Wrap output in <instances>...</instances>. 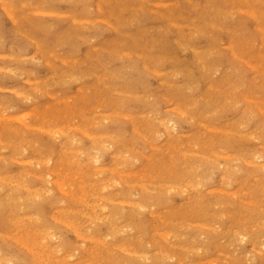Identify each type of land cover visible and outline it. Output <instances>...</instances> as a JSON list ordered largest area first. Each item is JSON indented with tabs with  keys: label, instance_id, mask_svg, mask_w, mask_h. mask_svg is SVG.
Returning <instances> with one entry per match:
<instances>
[{
	"label": "rangeland",
	"instance_id": "374dc122",
	"mask_svg": "<svg viewBox=\"0 0 264 264\" xmlns=\"http://www.w3.org/2000/svg\"><path fill=\"white\" fill-rule=\"evenodd\" d=\"M41 1L42 0H37V1L36 0L35 1L34 0H0V4H1L0 6H2V3L4 2L3 6L0 7V46H1L0 47V56H1L0 57V68H1V66L3 67L2 69H0V85H2V87L0 86L1 87V89H0V96H1L0 97V111H1L0 114L3 113V115L5 117H7L6 115L13 114L10 116L11 119H13V120L9 121L10 123L7 121H3L4 122L3 127L1 125L3 122L0 123V125H1L0 127L3 128V129L0 128V142H2V143H0V149H1L0 154H1V156L5 155L4 156L5 159H3L0 156V178H3L2 174L4 172L7 173V175L4 173L5 174L4 176L6 177V178L5 177L4 178L6 180L4 178L2 179L3 181L0 179L1 183L2 182L5 183V184L0 183V185H1L0 187H2L0 189V221H2V220L4 221L3 223L0 222V234L3 233V236L0 235V242H1L0 243V258H2V257L4 258V261L1 264H27L28 260H29L28 264H38L37 263L38 260H36L37 255H38V258L40 259L39 262L41 261L39 264H43L45 261L46 262L44 264H47V263L48 264H60L61 263L60 261H62L61 264H65V263L68 264V262L71 264H74V263H72V261L76 262L75 264H85V263L86 264H97L98 260H99L98 264H100V263L101 264H104V263L105 264H116V263L117 264H119V263L120 264H127V263L128 264H133V263L134 264H148V262L150 264H155V262H156V264H177V262H179L178 264H181L183 262H185L183 264H210V263L211 264H217V263L222 264L223 262H224L223 264H225V263L226 264H237V262H239V261L240 262L238 264H253V263L254 264L255 263L260 264L262 262V260L264 259V257H262V256H264V253H262V252H264V247H261L264 244V243L262 244V242H264V240H263V238H264V224H263V222H264V209H263L264 204H263V202L264 201H261L262 204L260 201H258L259 199L264 200V197H262V194H259V193H261L260 190H262L263 194H264V183H263L264 182V176H263L264 168H262L264 166V146H263L264 145V111L261 110L262 108L264 110V104H263L264 103V82H263L264 81V74H263L264 72L261 71V69L264 70L263 69L264 68V65H263L264 64V56H263L264 55V40H263L264 39V0H260V1L259 0H252V1L251 0H237V1L235 0L236 2H233L234 0H190V2H189V0H112V2H111V0H78V1L73 0L72 1L73 3L71 2V0H61L62 1V2L60 1L61 3L58 2L59 0H43L42 4H41ZM132 1H133V3H132ZM77 2H79L80 4ZM90 3H91V5H90ZM157 4H158V6H157ZM252 4H253V6H252ZM103 5L105 7H102ZM244 5H246V6H244ZM75 7H77V8H75ZM243 7H245V8H243ZM5 8H7V10ZM35 8H40L44 12H40L41 14L37 12L38 13L37 14V13H35L36 11H34ZM53 8L56 10H54ZM70 8H72V10ZM90 8H91V10H90ZM97 8H98V10H97ZM100 8H102V10ZM113 8H116L115 11L113 10ZM242 8L246 12L241 11ZM247 8H249V9H247ZM60 9H62V10H60ZM238 9L240 11H238ZM250 9H252V11H250ZM4 10L7 12H4ZM92 10H94V11H92ZM144 10H146V11L143 12ZM174 10H175V12H174ZM51 11L53 14L49 15V13H51ZM82 11H83V14H82ZM54 12H55V14H54ZM133 12L135 13V15L133 14ZM232 12H233V14H232ZM42 13H45L46 15L43 16ZM91 13H93V14H91ZM141 13L144 14L146 17L144 15H142ZM147 13H148V15H147ZM190 13H192V14H190ZM247 13H249V14H247ZM250 13H251V16H250ZM11 14H13L12 17H10ZM58 14H61V15H58ZM62 14H64V15H62ZM137 15L139 18L137 17ZM54 16H55V18H54ZM110 17H111V19H110ZM143 17H145V18L148 17V19H144ZM128 18H129V20H128ZM55 19H56V21H55ZM89 19L94 20V21L90 22ZM98 19H100V20H98ZM130 19H131V21H130ZM226 19H227V21H226ZM72 20H73V22H72ZM76 20H77V22H76ZM80 20H82V21L80 22ZM135 20L137 21V23H135L136 22ZM232 20L234 23L232 22ZM69 21H70V23H69ZM126 22L129 24H126ZM138 22H141V24H138ZM100 23H101V25H99ZM121 23H123L124 26ZM145 23L147 25H145ZM235 23H237L236 26H235ZM258 23H261V24H259L260 26L258 25ZM102 25H103V27H102ZM86 26H88L89 30L87 29ZM243 26L245 28H247L246 32H245V28ZM52 27H54V28H52ZM58 28H60V29H58ZM102 28H105V29H102ZM252 28H254V29L251 30ZM57 29H58V31H56ZM258 30L261 31V32L259 31L261 34L258 32ZM84 32H85V34H83ZM155 33H156V35H155ZM16 34L19 36H17ZM99 34H102V35H99ZM251 34H253V35H251ZM38 35H39V37H37ZM97 35H98V37H97ZM247 35H249V37ZM258 35L259 36L261 35V36L259 37ZM167 37H168V39H167ZM175 37H177V39ZM82 38H84V39H82ZM32 39H34V40L32 41ZM101 39H104V40H101ZM174 39H175V41L178 40V42H175ZM194 40H196V41H194ZM207 41H209V42L207 43ZM188 42H189V45H188ZM258 42H259V46H258ZM261 42H263V43L261 44ZM9 43H10V46H9ZM29 43L30 44L32 43V45L29 46ZM81 43H83V44H81ZM228 43H229V46L232 43L231 47L228 46ZM124 44H125V46H124ZM201 44H203V45H201ZM225 44H226V47H225ZM37 45H39V46H37ZM59 45H61V46H59ZM78 45H80V47ZM92 47H93V49H92ZM261 47H262V49H261ZM25 48H27V49H25ZM230 48H232V49H230ZM57 49H59L60 51L58 52ZM152 49H153V51H152ZM175 49H177V50H175ZM185 49H186V51H184ZM90 50H92V51H90ZM93 50H94V53H93ZM204 50H205V52H204ZM9 51H10V53H9ZM49 51L55 52V54H57V56L59 55L60 59H63V58L68 59V63H64L61 60H57L56 58H55L56 60L50 59L49 54H48ZM125 51L127 53H125ZM138 51H140V52L142 51V52L140 53ZM77 52H79V53H77ZM87 52H89V53H87ZM100 52H102L103 54H101ZM75 53L79 56H77ZM84 53H86V54H84ZM13 54H14V56H12ZM141 54H144V55H141ZM172 54H174V55H172ZM30 55H32V56H30ZM130 55H131V58H130ZM189 55H190V57H189ZM4 56H6V57H4ZM237 56H240L241 59L243 58V60L237 59ZM109 58L111 60H109ZM196 58H198V59H196ZM200 58L202 59V61ZM189 59L190 60L192 59V60L190 61ZM110 61H111V63H110ZM152 61H153V63H152ZM192 61H194V62L192 63ZM244 61L245 62L247 61L248 63L246 64ZM42 62H44V63H42ZM54 62H56V63H54ZM115 62H117V63H115ZM34 63H37V64H34ZM185 63H186V65H185ZM195 63H196V66H195ZM202 63L205 65H203ZM258 63L260 65H258ZM39 64H40V66H39ZM98 64H99V66H98ZM117 64H118V66H117ZM144 64H146L147 66L143 67ZM160 64H162L163 66ZM250 64L254 65V68L251 69ZM152 66H153V68H152ZM159 66H161V67H159ZM165 66L166 67L168 66V67L166 68ZM147 67H149V68L147 69ZM154 67H156V68L154 69ZM187 67H189V68H187ZM6 68H7V70H5ZM10 68H11V70H9ZM92 68H94V69H92ZM228 68H230V69H228ZM57 70H59V71L61 70V71L59 72ZM76 70H78V71L76 72ZM110 70L112 72H110ZM13 71H14V73H13ZM33 71H35V72L38 71V72L35 73ZM92 71H94V73ZM103 71L108 72V73L107 74L103 73ZM157 71H158V73H154ZM192 71H193V73H192ZM256 71L257 72L261 71V72H260V74H259V72L257 74ZM159 72L160 73L162 72V73L159 74ZM195 73L197 74V76H195L196 75ZM213 73H214V75H213ZM35 74H36V76H35ZM133 74H134V77H132ZM68 78H69V80H68ZM147 78H149V79H147ZM146 79H147V81H146ZM161 79H162V81H161ZM22 80H25V81H22ZM27 80L30 83H27ZM72 80H73V82H72ZM78 81H79V83H78ZM208 81L211 82L209 84H211L212 86L208 84ZM105 82H106V86H105ZM149 82H150V85L148 84ZM259 82H260V84H258ZM82 83H84V84H82ZM107 84H108V86H107ZM162 84L164 86H162ZM206 84H208V86ZM15 85H17V86H15ZM71 86H72V88H71ZM34 87L38 88V89H34ZM47 87L50 89H47ZM51 87H53L52 88L53 90L51 89ZM3 88H4V90H3ZM7 88L8 89L9 88L14 89V91L8 90ZM158 88H160V89H158ZM216 88H218V89H216ZM95 89H97V90H95ZM152 89H154V90H152ZM66 90H68V91H66ZM104 90H106V91H104ZM130 90L132 92H130ZM196 91H197V93H195ZM15 92L16 93L18 92V93L16 94ZM20 92H21V94H19ZM106 92L108 95H106ZM115 93L118 95L115 96ZM131 93H132V95H131ZM133 94H134V96H133ZM18 95H20V96H18ZM28 96H30L31 98H28ZM41 96H43V97H41ZM244 96L246 98L250 97L249 99H251V98H253V99L248 101L249 99L246 100ZM58 97L61 99H66V98L71 97V99L70 98L68 99L69 101L67 100L69 105L68 104L66 105L65 103H61V104L58 103V99H57ZM9 98H12V100ZM102 99H103V101H102ZM17 100H18V102H17ZM29 100H30V102H29ZM255 100H256V102H255ZM10 101H12V102H10ZM25 101H27V102H25ZM13 102H14V104H12ZM136 102H138V103L140 102L142 107L141 106L139 107L140 103L138 105V103H136ZM5 103H8V104H5ZM118 103H119V105H118ZM10 104H12V106ZM8 105H10V106L8 107ZM13 106H16V108L12 109ZM209 106H210V109H209ZM6 108H7V110H6ZM122 108H123V110H122ZM135 108H136V110H134ZM174 108H177V109H174ZM199 108H201V109H199ZM37 109L41 113L44 112V116H40V114L37 113ZM197 109L199 110V112L197 111ZM9 110H11V111L9 112ZM153 110H155V111H153ZM180 110L182 113L184 111L185 114H182L180 112ZM210 110L212 113L210 112ZM115 111H116V113L117 112L119 113L118 116L114 115ZM126 111H127V113H126ZM5 112H6V115H5ZM23 112H24V117H25V113H26V115H28L29 112H30L29 115L33 113L34 116L32 115V116L26 117V119H27L26 122L29 123L30 126H32L33 128L27 126L26 123L22 124V122H20L18 119L13 118L14 116H15V118H17V116L20 117ZM142 112H145V113H142ZM174 112H176V113H174ZM196 112H197V114H196ZM14 113H15V115H14ZM120 113H123V115L122 114L120 115ZM213 113L215 114L214 117H213ZM16 114H17V116H16ZM101 114H102V116L104 114H106V115L108 114L109 118L105 119V120L103 119L100 123L97 121L98 124L96 121H94L93 123H91L92 124L91 130L94 131L97 135L103 134V137H108V135H109V137L113 138L111 140H105V142H102V141H95L94 142V141L90 140V138L86 137L83 133H80V132L76 135L72 134L71 137H68V138L66 137V139H64L65 136H57V135H53L52 133L48 132V130H50L51 126L54 127L57 123H59L61 126H63L66 124L65 119H72L74 117H76L72 120V121H74V124L76 122V123H78V125H81V126L83 125L84 129L89 132L90 131V117H94L95 115L101 116ZM125 114H126V117H125ZM146 114H148V115L146 116ZM127 116H129V117H127ZM84 117L87 118L86 119L87 122L85 121ZM112 117H114V118H112ZM132 118H134V119H132ZM147 118L148 119L152 118V120L150 119L149 121H146V120H148ZM169 118H173L174 120H176L175 121L176 123L174 124L172 122H168L167 120ZM80 119H82V120H80ZM153 119H155V120H153ZM150 121H151L152 125L150 124ZM44 122H45V124H44ZM135 122H139V123L137 124ZM160 122H162V123H160ZM5 123L7 126L9 124L8 128L6 127ZM42 123L44 124L43 126H45L44 129L39 127V126H42ZM164 123H165V126H164ZM199 123H202V124H199ZM24 124H26L27 127L24 126ZM39 124H41V125H39ZM134 124L135 125L137 124V125L134 126ZM172 124H174V125H172ZM12 125H14V128L17 130L14 131V128H12V130H10L11 132H9V130H7V129L13 127ZM35 125L38 128L35 127ZM94 125L97 127L95 128ZM141 125H143V126H141ZM170 125H172V127ZM200 125H201V127H200ZM114 126H117V128ZM146 126H147V129H146ZM153 126H156V127H153ZM150 127L154 128V130L151 129ZM173 127L175 128V130L172 129ZM30 128H32V129H30ZM39 128H41V130ZM142 128H144V129H142ZM33 129L36 133L33 131ZM136 129H138V130H136ZM168 129L170 131H168ZM18 130H19V134H15V133H17ZM25 130L27 131V133ZM162 130L164 131L165 136H164ZM28 131H29V134H28ZM142 131H144V132H142ZM156 131H157V134H156ZM190 131H195L196 133H194V132L190 133ZM33 132L35 133V135L32 134ZM137 132H138V134H137ZM160 132L162 134H160ZM178 132L180 133V135ZM6 133H8V134H6ZM124 133H126V134H124ZM139 133H140V135H139ZM150 133H151V135H150ZM181 133H183L184 135L185 134L187 135L189 133L191 135H187V136L185 135L184 136ZM252 133L255 135V136L253 135L254 137L251 136ZM9 134H11L12 136L11 135L7 136ZM25 134H27V135H25ZM37 134H39V135H37ZM144 134H146V135H144ZM174 134H176V135H174ZM205 134H207V136ZM23 135H24V137H23ZM40 135H41V138L39 137ZM154 135L156 137H154ZM178 135L180 136L179 138H178ZM208 135L211 138H209ZM258 135H259L260 139H259ZM158 136H160V137H158ZM12 137H14V138H12ZM37 137H39V138H37ZM49 137H51V138H49ZM78 137H79V139H78ZM137 137L140 138L141 140L138 139ZM195 137H196V140H195ZM4 138H6V139H4ZM24 138H25V141H24ZM69 138H72V139L74 138L73 141H75V142H72V140ZM154 138L156 140L160 139V140H158L159 144L161 142L163 143L164 140L165 141L163 144L161 143L159 145L158 142ZM203 138H204V140H203ZM57 139H58V141H57ZM188 139L189 140L191 139V140L189 141ZM52 140H54V141H52ZM64 140H65V142H64ZM154 140H155V142H154ZM174 140H176L178 142V144ZM178 140H180V141H178ZM109 141H111L110 144H107V142L109 143ZM150 141L153 143V144L151 143L152 146L149 144ZM184 141L186 144L184 143ZM203 141H204V143H203ZM173 142H174V144H173ZM192 142L193 143L195 142V143L193 144ZM59 143H61V144H59ZM146 143H148V144H146ZM168 143L169 144L172 143L173 145L172 146L167 145ZM183 143H184V145H183ZM187 143L189 144V146L187 145ZM22 144H24V145H22ZM48 145H51V146H48ZM99 145H100V148L98 150L95 149V147L97 148V147H99ZM107 145H111V146L108 147ZM126 145L128 147H125ZM141 145H142V147H141ZM44 146H45V148H44ZM87 146H88V149L86 148ZM183 146L187 147V148H185L186 152H188V153H185L186 156L183 155L184 154V149H183L184 147ZM211 146H214V147H211ZM90 147H91V149H90ZM137 147L138 148L140 147V149H142V150H139ZM160 147H162V148L165 147V148H164V150H162V148H160ZM171 147L173 148V150L169 151ZM67 148H70V149H67ZM84 148H86V152L83 151ZM166 148L167 149L169 148V149L167 150ZM13 149H15V150H13ZM20 149H22V152ZM34 149H36V150L34 151ZM38 149H39V151H38ZM62 149H64V150H62ZM76 149H79V150H76ZM188 149L189 150L193 149L192 150L193 152L191 150L189 151ZM40 150H41V152H40ZM89 150H92V152H90ZM137 150H139V151H137ZM202 150H204V152H206V153H204ZM207 150H210V151L207 152ZM45 151L50 152L49 153L50 157L48 156V153H46ZM76 151L77 152L79 151V153H76ZM157 151H160V153ZM214 151H216V152H214ZM42 152H45V154ZM55 152H57V153H55ZM84 152L86 155L89 156V158H88V156H86L84 154ZM89 152L91 154H95V152H96L97 155L100 156L99 162L98 161L96 163L91 162ZM168 152H170V153L168 154ZM182 152H183V154H181ZM189 152H191V153H189ZM225 152H228V153L231 152L232 154L231 153L227 154ZM235 152L238 154H236V155L233 154ZM10 153H12V155ZM153 153H154V155H153ZM155 153H158L159 155L158 154L155 155ZM218 153H221L220 155H222V156H220ZM239 153L242 155L248 154V156L245 155L242 157V155H239ZM252 153L255 155H253ZM32 154H34V155H32ZM46 154L49 158H51V161L48 164L50 167L49 166L47 167V164H45V162H44V160L46 161V157H47ZM51 154H54V155H51ZM66 154H68V155H66ZM77 154L80 156V158H77ZM161 154L163 157L161 156ZM205 154H207L208 156L207 155L204 156ZM225 154L227 156H225ZM8 155H10V156H8ZM21 155H23V156H21ZM38 155H40V156H38ZM82 155H84V157ZM122 155H125V157L127 159L123 158ZM169 155H171V156H169ZM180 155H182V156H180ZM188 155H189V157H188ZM32 156H33V158H35V160L31 159ZM75 156H76V158H74ZM81 156H82V158H81ZM40 157L42 158V160ZM101 157H103V158H101ZM139 157H141V158H139ZM174 157H177V158L174 159ZM12 158H13V160H12ZM56 158H57V160H56ZM59 158L61 160H59ZM142 158H143V160H140ZM189 158H191L192 160ZM214 158H216V159H214ZM242 158H244L245 161L246 160H248V161L244 162V160ZM2 159H3V161H1ZM16 159H18V160H16ZM19 159H21V160H19ZM28 159L29 160L31 159L30 162L32 161L31 163H33V165L31 163L28 164V162H29ZM36 159H38V160H36ZM104 159H105V161H104ZM133 159L134 160L137 159V161L135 162ZM156 159H158V160H156ZM162 159H164V160L167 159V160L164 161ZM234 159H236V160H234ZM4 160L6 161V163ZM22 160L23 161L25 160L26 162L25 161L23 162ZM58 160H59V162H58ZM86 160H88V162ZM146 160L147 161L149 160V161L147 162ZM161 160L163 162H166V163L162 164ZM172 160L174 162L175 161L176 162L174 163ZM178 160H179V163H178ZM181 160H183V161L181 162ZM206 160H208L207 161L208 163H206ZM217 160H218V162H217ZM19 161H21V162H19ZM36 161H37V163L42 162V161L44 163L42 162L41 164L38 165L35 163ZM198 161H200V162H198ZM224 161H226V162H224ZM249 161H250V163H249ZM252 161H254V162H252ZM83 162H84V164L82 165ZM116 162L118 165L117 164L115 165ZM150 162H152V165ZM158 162H159V164H157ZM204 162L206 163V165ZM251 162L253 163V165H251L252 164ZM4 163H5V166H4ZM108 163H110V164H108ZM235 163H237V164H235ZM238 163H239V165H238ZM255 163L256 164L258 163V164L255 165ZM80 164H81V167H80ZM124 164H126L125 166H127L128 168L126 167V169H125V166H122ZM149 164H150V166H146ZM154 164H155V166H154ZM156 164L158 166L160 165V167H162V168L156 167ZM166 164H168V165H166ZM178 164H179V166H178ZM34 165H38L40 167L37 168L38 166H34ZM112 165H115V166H112ZM120 165H121V167H120ZM175 165H177V167H179V168H177ZM207 165L208 166L210 165L212 170L209 169L210 167L208 168ZM236 165L238 168H236ZM8 166H10V167H8ZM59 166H61V167H59ZM143 166H145V167H143ZM151 166L154 168H157V169L152 168L153 169V171H152V169L150 168ZM252 166L255 168H252ZM1 167H3V168H1ZM74 167H76L77 169H75ZM78 167L80 169H82V171ZM113 167L116 169H114ZM147 167H149L148 170H147ZM201 167L202 168L204 167L206 169L203 168V170H202ZM243 167H245V168L247 167V168L246 169L244 168L245 170H242ZM26 168H28V169H26ZM46 168L47 169L52 168V169H54L53 171L62 170L63 172L65 169V173L71 172L73 174L72 180L70 181V183H71L70 184L71 187L69 188L70 193H69V195H67L68 198L70 197L69 200L66 196L62 195L57 189L53 188V186L50 182L48 183V181L44 179L45 176L48 177L46 175V171H47ZM69 168H70V170L68 171ZM197 168L198 169L201 168L200 170L203 171V172L201 171V173H203L204 175L202 174V176H201V174L198 173V172H200V170H198ZM44 169H45V171H44ZM100 169H103V170H100ZM111 169H113L115 172L113 170H112L113 171L112 172ZM20 170H25V171H20ZM38 170H39V172H38ZM74 170H75V172H74ZM145 170H147V171H145ZM160 170H162V171H160ZM163 170H165L164 172L166 174L168 173L169 175L164 174ZM195 170H197V171H195ZM204 170H206V172H204ZM226 170H227V172L228 171L230 172V173L228 172L230 175L233 174L234 176L233 175H232V177H230V175L228 176L227 175L228 173L226 172ZM239 170H240L241 174L239 173ZM246 170H248V171H246ZM249 170L252 171V174L250 173ZM30 171H32V173ZM120 171H121V173L124 172L123 174H127V175L133 171L139 172V178L133 177L132 174H129L131 176H122L121 177ZM149 171H151V172H149ZM154 171H156V172H154ZM96 172H97V174H96ZM152 172L155 174H153ZM179 172H180V175L178 174ZM220 172H222V173H220ZM231 172H234V173L231 174ZM260 172L262 173V175ZM40 173L45 174V175L44 176L40 175L41 177L43 176L42 178H40V176L39 177L35 176L37 174L39 175ZM75 173L79 174V179H77L78 175L76 177ZM161 173H163V174L160 175ZM196 173H197V175H196ZM235 173L236 174L239 173L237 176L238 178L236 177ZM258 173H260V174H258ZM9 174H11L10 177H9ZM18 174L20 176L21 175L22 176L20 177ZM27 174H28V176H27ZM74 174H75V177H74ZM85 174H86V176H85ZM102 174L104 177L102 176ZM113 174L115 177L111 176ZM100 175L102 176L103 179L101 178ZM223 175H225V177ZM244 175L245 176L247 175V177H243L245 179H242L241 177ZM258 175H259V177H258ZM98 176L100 177V179ZM119 176L122 178V180L119 178ZM155 176H157V177H155ZM176 176H178V177H176ZM200 176L201 177L204 176V177L201 178ZM226 176H228V177H226ZM249 176H251V178H249ZM255 176H257V179H255L256 178ZM11 177H13V178H11ZM23 177H26L28 180L23 178ZM124 177H126V178H124ZM184 177H187V178H184ZM191 177H193L192 180H191ZM195 177H196V179H201L202 181L196 180ZM7 178L8 179L10 178L9 181ZM17 178H21V180L19 179L20 180L19 181ZM50 178H52V177H50ZM173 178H174V180L175 179L176 180L174 181ZM213 178L215 181H213ZM229 178H232V180L234 179V182L235 181L236 182L234 183ZM15 179H17V180H15ZM104 179L106 180L107 183L105 181H102L104 183L99 182V181L104 180ZM108 179L110 181H108ZM123 179H126V180H123ZM149 179H151V180H149ZM222 179H224V180L221 181ZM239 179L241 180L240 181L241 185H240V182H238ZM22 180H23V182H22ZM52 180H53V178H52ZM81 180H83V181L85 180L84 185L82 184L83 181L79 182ZM90 180H92L94 182V184H96L95 188L98 187L97 186L98 184H100V186L103 184L105 190L103 189V185L101 187H99L100 189L92 188L94 186V184ZM245 180H247L246 182H248V183H246ZM5 181L6 182L8 181V183H9L8 186H7L8 183H6ZM14 181H16V185L17 184L20 186L23 185L24 188H21L18 185L16 187L15 184L10 185V183H14ZM24 181L25 182L27 181L26 182L27 185L25 184ZM45 181H47V182H45ZM88 181H89V184H86V183H88ZM122 181H123V183H122ZM154 181H156V183H154ZM166 181L170 185L171 184L173 185L176 183L177 184H176V186H174V185L170 186V185H167ZM220 181H221V183H220ZM229 181L231 183L233 182V185L231 183L229 184ZM249 181L254 182V184L251 185V183ZM77 182L80 183L78 185L79 188L77 186V184H78ZM139 182H141L140 184H145V188L146 187H148V188L145 191H143L142 189L139 188V185H140ZM162 182H164V184ZM170 182H172V183H170ZM173 182H176V183H173ZM46 183H48V186H50V187H48ZM72 183L74 185H72ZM108 183L109 184L112 183V184L109 185ZM116 183L119 184V186ZM249 183L251 185L250 187H249ZM105 184H108L109 186L107 185L108 186L107 187ZM129 184L132 186H130ZM148 184L150 185V188H149ZM220 184L222 185V187H220L221 186ZM226 184H229L230 186L226 185ZM80 185H83L82 186L83 188H81ZM195 185H197V186H195ZM225 185L228 186L229 188L228 189H227V187L225 188L224 187ZM239 185H240V187H239ZM25 186H26V188L28 186V189H27L28 191L26 190ZM34 186H35V189H37L36 187L39 186L38 187L39 190L37 189V192L39 191V194L38 193L36 194V192H34L35 191ZM165 186H168V187L166 188ZM208 186H209V189L211 191L209 189H207ZM253 186L254 187L256 186V187L254 188ZM29 187H30V191H29ZM47 187L51 189L50 193L47 192V190H48ZM51 187L53 188V190L55 189L54 192H53ZM89 187L93 191L92 190L89 191L90 190ZM115 187L118 188L119 190H117ZM171 187H173V188L171 189ZM190 187H192V189H190ZM251 187H253L254 193L251 191L252 190V189H250ZM32 189H34V190H32ZM40 189H41V191L43 190L44 192H41ZM87 189H89V190H87ZM101 189L108 196L105 194H102L101 192H103V191ZM125 189H127V190L125 191ZM205 189L207 191L212 192V193L205 191ZM10 190H11V192H10ZM79 190H81L82 193ZM96 190H98L99 194H97ZM99 190H101V191H99ZM109 190L111 192H109ZM148 190H149V192L147 193ZM193 190H194V192H193ZM196 190H198V192ZM215 190H217L218 192ZM223 190H225V191H223ZM228 190L229 191L231 190V191L229 192ZM245 190H248V191L250 190V192H248V193L246 192L247 197L245 196V194H246ZM77 191H78V193H77ZM115 191H118V192L115 193ZM219 191H222V192H219ZM226 191H227V193H226ZM236 191H239V192L233 193ZM243 191H244V194H242ZM12 192H14V193L12 194ZM30 192H32V194ZM45 192H47V193H45ZM56 192H57V194H59V196L56 195ZM83 192H85L86 194ZM123 192H124V195H123ZM136 192H137V194H136ZM187 192H188V194H185ZM228 192H229L230 196H229ZM240 192H241V194H240ZM43 193H45V195H47V196H44ZM73 193H75V194L73 195ZM53 194H55V195H53ZM134 194H136V195H134ZM218 194H220V195H218ZM232 194H235V195H232ZM28 195H30V196L28 197ZM76 195H78V196H76ZM97 195H100V196H97ZM188 195L191 196V198ZM215 195L216 196L218 195V196L216 197ZM237 195L239 197H237L235 199V196H237ZM249 195H251V196H249ZM34 196H36V198ZM37 196L39 198L38 201H37ZM86 196H87V198H86ZM122 196H123V198H122ZM257 196H259V198ZM53 197H54V199H53ZM107 197H109V199L111 197L112 198L111 200H114V203L112 201H109V199ZM129 197H130V200H129ZM138 197H139V199H138ZM60 198H61V200L63 199L62 201H63L64 206L62 204V201H60ZM77 198L80 200L77 201L78 200ZM99 198L101 199L103 204L100 203L101 201L99 200ZM126 198H128V203L126 201L127 205H126V203H124V205H123V203L117 202L120 199H121L120 202H123V201L125 202ZM144 198H150L151 200H145ZM183 198H185V200ZM222 198H224L225 200ZM14 199H16V200H14ZM20 199H26L28 201L22 200L25 202H21ZM64 199L65 200L67 199V201H64ZM87 199H90V201L89 200L86 201ZM122 199H123V201H122ZM215 199H217V200L215 201ZM245 199L247 200V202L250 199L249 203L250 202L251 203L248 204L245 201ZM70 200H71V202H70ZM134 200L137 202L139 201V202L136 203ZM143 200H144L145 205H143V207L141 206L142 207L141 208L139 206V203ZM170 200H171V203H170ZM227 200H228V202H226ZM42 201H44V202H42ZM53 201H55V202H53ZM81 201H82V203H81ZM95 201H96V204L98 205V207L95 204ZM129 201H131V203H129ZM133 201L136 204L132 203ZM235 201L238 203H236ZM1 202H3L4 204L2 203V205H1ZM16 202H17V204H15ZM56 202H58V203H56ZM85 202H86V204L88 202V205H89L88 207H86ZM93 202H94V204H92ZM107 202H108V204H107ZM253 202H256V204H254ZM257 202H260L259 204L263 205V207L261 205H259ZM77 203H79V204H77ZM89 203L92 204L93 206L92 205L90 206ZM225 203L228 205H226ZM245 203H246V205H244ZM61 204L63 207L61 206ZM74 204H77V205H74ZM130 204H132V205H130ZM160 204H162V205H160ZM72 205L74 207V210L72 209L73 208ZM99 205H100V207H99ZM164 205L165 206L170 205V206L166 207V209L163 210V208H165ZM197 205L200 207L197 208L196 207ZM207 205H209L210 208ZM243 205L246 208L243 207ZM257 205H259L258 206L259 210L257 209ZM16 206H19L18 209ZM50 206L53 207L52 208L53 210L55 208L54 212ZM66 206H67V208H65ZM82 206L84 209L82 208ZM103 206L104 207L106 206L108 208V210L111 209V210H109L110 212L108 210H106L107 209L106 207H105L106 209H104ZM151 206H152V208H151ZM157 206H158V208H157ZM221 206H223V207H221ZM247 206L250 209L254 208V210L253 209L252 210H250V209L245 210V209H248ZM60 207H62V208H60ZM91 207L92 208L94 207L93 208L94 211L92 210ZM127 207H129L130 209L129 208L127 209ZM218 207H220V209L221 208L222 209L219 210ZM232 207L235 208V211H234V209H232ZM40 208H42V210H40ZM56 208H58L59 210ZM214 208H216L217 210H215ZM117 209H119V210H117ZM156 209H157V212H156ZM256 209H257V211L254 212L253 214L256 213L257 217L251 213V212L255 211ZM15 210H17V211H15ZM23 210H25V211H23ZM97 210H102V211L104 210V211L102 212V211H97ZM129 210H131L130 213H129ZM160 210H162L164 212V215L162 214L163 212ZM194 210H195V212H194ZM12 211H14V212H12ZM44 211H45L46 215L44 214ZM60 211L61 212L64 211V212L61 213ZM147 211H150V212H147ZM206 211H208V212H206ZM219 211L221 213L218 214ZM258 211H261V214H259L260 212H258ZM11 212L17 213V214H12ZM86 212H88V213H86ZM97 212L99 213V216H98ZM160 212H162V213H160ZM239 212H243V213L239 214ZM245 212L246 213L249 212V213L246 214ZM257 212H258V214H257ZM19 213H21V215ZM28 213H29V215L31 213V215L30 216L26 215ZM58 213L62 214L68 220L65 219L62 215H59ZM92 213L94 216L92 215ZM96 213H97V215H96ZM106 213L111 214V216L109 214H107L110 216V217L109 216L107 217ZM159 213L161 215L159 217L157 216V218H156V215H159ZM222 213L225 214L224 217H226V218L223 217ZM233 213H235L237 215H235ZM23 214L25 217L23 216L24 218L22 219ZM54 214L57 216L58 215L60 216V217L56 216V218H55V219L58 218L57 220L58 221L60 220L59 222L57 220L54 221L55 219L52 218L54 216ZM151 214H153V216ZM165 214H167V215L165 216ZM217 214L218 215L221 214L220 217ZM250 214H252V215L250 216ZM18 215L20 216L21 219L19 217L17 218ZM50 215L52 217H50ZM87 215H90L91 217H89ZM95 215H96V217H95ZM233 215L235 216V218ZM262 215H263V217L261 219L260 217ZM26 216H29V218H26ZM31 216H32V219H31ZM92 216H93V219H92ZM102 216H103V218H101ZM105 216H106V218L104 220ZM120 216H121V219H120ZM144 216H146V217L144 218ZM184 216H187V217L184 218ZM236 216H239V217H236ZM244 216L246 219L244 218V220H243ZM254 216L256 219L254 218ZM7 217L9 219H7ZM35 217H36V219H35ZM78 217L80 220H77ZM125 217H126V219H125ZM95 218L97 220H94ZM98 218H100V219L98 220ZM169 218H170V220H167ZM258 218H260L261 221ZM19 219H20V221H19ZM28 219H30V220H28ZM85 219H86V221H84ZM147 219H149V220H147ZM156 219H158V220L161 219V220L158 221ZM179 219H180V221H179ZM237 219H238V221L242 220V222L241 223H240V221L238 222ZM37 220H39V221H37ZM64 220H66L68 225L70 224L68 221H70V220L73 221V222L70 221L72 223L70 225H72V227L74 226L73 227L74 230L72 229V227L70 225L68 226L66 222L64 223ZM91 220H94V221L91 222ZM177 220H178V222H177ZM254 220H255V222H254ZM108 221H110V224ZM115 221H116V223H114ZM119 221H120V223H119ZM244 221H247V222H244ZM17 222L18 223L21 222V223H19L20 225ZM27 222H30V223L27 224ZM32 222H34V224H32ZM61 222H63V223L60 224ZM103 222H106V224H103ZM123 222H125V223H123ZM194 222H196V223H194ZM197 222L200 225L203 224L205 227L199 226V224ZM233 222H235V224ZM248 222L254 223V224L252 225ZM256 222H259V223L256 224ZM260 222H261V224H260ZM4 223H5V225H4ZM15 223H16V225L14 226ZM22 223H24V224H22ZM35 223H37L39 225H37ZM80 223H81V225H80ZM121 223H123L124 226H127L126 229L123 226V224H122V226H120ZM134 223H136V224H134ZM236 223L239 225V227H238V225H236ZM245 223H247V225H244ZM76 224H78V225H76ZM115 224H117V225H115ZM255 224L258 225L259 227L258 226L254 227ZM259 224L263 225V226H260ZM21 225H22V227H20ZM25 225H26V227H25ZM27 225L30 229H28ZM43 225L46 227H44ZM79 225H80V227H79ZM83 225H85V227L82 228ZM235 225L237 226V228H235L236 227ZM249 225H250V228H249ZM37 226H39V227H37ZM67 226L71 227V228H67ZM76 226H78L79 229L81 228L80 231L82 230L81 231L82 233L80 235H78L76 233V232L80 233L79 229L76 228ZM164 226H166V228H164ZM240 226L242 228H240ZM244 226H245V228H243ZM251 226L254 227L253 230L251 229L252 228ZM17 227H19V230H15V229H18ZM42 227H44V229ZM260 227H261V229H260ZM7 228H8V230H7ZM20 228H24V229H20ZM49 228H50L51 232H53V231H55V232L51 233L49 231ZM51 228H53V229H51ZM55 228H56V230H54ZM127 228H130V229H127ZM173 228H174V230H173ZM4 229H6L8 231L7 234H5L6 230L4 232ZM26 229H28L30 232H28V230H26ZM64 229L66 230V232ZM101 229L103 230V233H102ZM123 229H125V231ZM136 229H138V230H136ZM241 229L244 230L243 232H247L249 229H250L249 231H251V230L252 231L251 232L248 231V235H247V234L243 233L241 231ZM45 230H47L49 232L46 234L47 231H45ZM72 230L76 231V232H73ZM152 230H153V232H152ZM195 230H196V232H194ZM12 231L14 232V234L16 233V231L19 234L16 233L15 234L16 236H15L12 233ZM40 231L41 232L44 231L45 232L44 235L46 234L45 237H47V238H45L44 235H42V233H40ZM83 231L86 232L85 234L89 240L86 239V236L83 233ZM87 231H88V233H87ZM107 231H109V232H107ZM133 231H135V232H133ZM154 231H156L159 235ZM258 231H259V233H258ZM25 232H27V234H30V235L37 234V236L34 235L33 238L31 239L30 238L31 236L27 235ZM115 232H117V234H115ZM128 232H129V234H128ZM130 232H131V234H130ZM185 232L187 233L186 237L183 235ZM189 232H191V233H189ZM39 233L41 234L40 237L42 239H40ZM49 233H51V234L55 233L54 235H56V237L54 235H51V234H50L51 237L52 236L53 237L52 238L48 237ZM132 233H134V234H132ZM138 233H139V235H138ZM161 233H163V234H161ZM188 233H189V235H188ZM239 233L241 234V236H242V234H244L242 236V237H244L243 242L241 240L242 237L237 236ZM90 234H93V236L95 235L94 236L95 239H94V237L93 238L91 237L93 239L92 240L90 238V236H92V235H90ZM102 234L105 237L103 236V238H101ZM120 234H122L123 238L120 237L121 236ZM124 234L126 236L128 235L127 236L128 240L126 239V236ZM57 235L59 236L58 238H57ZM118 235H120L119 239H116V237L118 238ZM135 235L138 238H135L136 237ZM163 235H164L165 239H162ZM201 235L202 236L204 235V236L202 237ZM215 235L216 236L218 235V237H214ZM25 236L27 239L25 238ZM143 236H145V238ZM156 236L159 238V239L157 238V241H156ZM191 236L194 237L193 240L191 239ZM262 236H263V238H261ZM16 237L20 243L17 241ZM98 237H100V238H98ZM112 237H114V238H112ZM151 237L154 238L155 240H153ZM167 237L169 238L168 241L170 243L172 242L171 245H169L170 243L168 241H166ZM213 237L215 238V240L212 241L211 239H214ZM251 237H252V239H251ZM254 237H257V238H254ZM29 238H30V240H29ZM78 238H80V239H78ZM132 238H134V239H132ZM140 238H141V240H140ZM172 238H173L174 242L172 241ZM235 238L238 240L235 241ZM239 238H241V239H239ZM179 239H182L183 242L180 241ZM185 239H187V240L185 241ZM189 239H191V240H189ZM206 239H208L207 242H206ZM230 239H231V241L233 240L235 242L232 241L233 242L232 243L230 241ZM35 240H36V242H35ZM39 240H40V242H42V244L40 245V248L38 245V244H40V242L39 243L37 242ZM41 240H43V241H41ZM59 240H61V241H59ZM94 240H96V241H94ZM108 240L110 243L109 244L110 247L107 244ZM112 240L115 241V243ZM176 240H179V241H176ZM44 241H48L47 244L44 245V243H45ZM70 241H71L72 245L69 244ZM101 241L102 242L104 241V242L102 243ZM188 241H193L192 242L193 244L190 242L188 243ZM215 241H217V242H215ZM218 241H220V242H218ZM77 242H79V243L83 242V244H84L83 246H85L86 249H84V247L82 248V246H80L82 244H78ZM97 242H98V244H97ZM100 242L102 244H100ZM185 242L188 243V245L184 244ZM255 242H256V244H255ZM22 243L24 245L27 243L25 245L26 247H24L22 245ZM48 243H49V245H48ZM50 243H52V244H50ZM104 243H106V244H104ZM159 243L161 245L160 248L158 247ZM199 243H202V244H199ZM214 243H216V245ZM194 244H196V247ZM252 244H253V249L251 248ZM259 244L260 245L262 244V245L259 246ZM46 245H48V247ZM90 245L94 246L95 248L90 247ZM106 245L108 247H106ZM122 245H124V247ZM181 245H186V247H184V246L182 247ZM189 245H191V246L189 247ZM43 246L44 247L46 246L47 247L46 249L48 251H46V249H45L42 252V249H44ZM55 246H57L56 250H54ZM58 246H59V249H58ZM111 246L112 247L115 246V247H113L114 250L111 249L112 248ZM120 246H122L121 247L122 250L120 249ZM198 246L202 247L200 249H203L202 250L203 252L200 251V249L198 251L195 250L198 248ZM254 246H256V247H254ZM258 246H259V248H258ZM27 247L29 250H27ZM50 247H51V250H50ZM52 247H54V248H52ZM73 247H75L76 250ZM141 247H142V249H141ZM187 247L190 249L193 247L194 250H192L193 248L191 250H189ZM260 247L263 248L261 250L262 252L260 251V249H261ZM6 248H8V249H6ZM116 248L119 249L120 251L117 250L118 251L117 252ZM173 248L177 249V250H172ZM255 248H257V249H255ZM13 249L15 250V253H14ZM30 249L34 250V251H30ZM57 249L60 250L61 252L58 251ZM96 249H97V252H96ZM108 249H110V251L113 250V252L112 251L110 252ZM125 249L128 250L129 252L126 253ZM133 249L136 251H134ZM159 249L161 251H159ZM40 250H41V252H40ZM49 250L51 251L50 254L53 255L51 257H53L55 261L51 260L50 257H48V255L50 256V254H48ZM93 250H95V251H93ZM106 250L109 252H107ZM149 250H150V253H149ZM234 250H235V252H233ZM252 250L253 251L257 250V252H253ZM258 250H259V252L262 253V255H261V253L258 252ZM35 251H37L38 253ZM56 251H58V253ZM67 251H69V252H67ZM71 251H72V253H71ZM131 251L135 252V253L132 254V253H130ZM154 251H156V253ZM186 251H187V253H186ZM188 251H189V253H188ZM248 251H249V254H247ZM32 252H35V253H32ZM63 252H64V255H66V257L63 256ZM121 252H123V253H121ZM140 252H141V254H140ZM231 252L233 254H231ZM39 253H42V254L39 255ZM69 253H71V254H69ZM119 253L124 254L129 259L127 257H125L124 255H120ZM145 253H147V254L145 255ZM167 253H169V254H167ZM204 253H206V254H204ZM242 253H244V254H242ZM254 253L257 255V256L255 255L257 258L254 256ZM33 254H36V256ZM43 254H45V255H43ZM68 254L69 255L73 254V256H68ZM88 254H89V257H88ZM90 254L92 256H90ZM224 254H226V255L223 256ZM258 254H260V256ZM42 255L44 258H41ZM107 255H109L112 259H110V257ZM206 255H208V257ZM245 255H247V256H245ZM30 256L32 258H30ZM57 256L58 257L60 256L61 260L59 258H57ZM62 256L65 258H62ZM251 256H254L253 259L251 258ZM27 257H29V258H27ZM67 257H69V259H67ZM92 257L95 258L94 259L95 261H93V262H92V260H93ZM140 257H142V258H140ZM145 257H146V260H145ZM166 257H167V259H164ZM177 257H179V258H177ZM204 257H206V258H204ZM243 257H244V259H243ZM80 258L81 259L83 258V259L81 260ZM116 258H118L117 260H119V261H117ZM174 258H176V261ZM254 258H255V260H254ZM32 259H33V261H32ZM43 259H44V262H42ZM63 259H65L64 260L65 262H63ZM136 259H137V262L136 261L134 262V260H136ZM148 259H149V261H148ZM236 259H237V261H236ZM241 259H243V260H241ZM115 260H116V263H115ZM121 260H123V261H121ZM139 260H142V261H139ZM155 260H157V261H155ZM160 260H161V263H160ZM35 261H37V262H35ZM130 261H131V263H130ZM150 261L153 263H151ZM163 261H166V262H163ZM82 262H84V263H82ZM263 263H264V260L261 264H263Z\"/></svg>",
	"mask_w": 264,
	"mask_h": 264
},
{
	"label": "bare ground",
	"instance_id": "6f19581e",
	"mask_svg": "<svg viewBox=\"0 0 264 264\" xmlns=\"http://www.w3.org/2000/svg\"><path fill=\"white\" fill-rule=\"evenodd\" d=\"M34 1H35V0H34ZM36 1H37V0H36ZM42 1H43V0H42ZM42 1H41V4H42ZM60 1H61V0H59L58 2H60ZM72 1H73V0H71V2H72ZM77 1H78V0H77ZM236 1H237V0H236ZM236 1L234 0L233 2H236ZM251 1H252V0H251ZM259 1H260V0H259ZM52 2H53V1H52ZM61 2H62V1H61ZM61 2H60V3H61ZM67 2H68V1H67ZM69 2H70V1H69ZM90 2H91V1H90ZM111 2H112V0H111ZM189 2H190V0H189ZM227 2H228V1H227ZM3 3H4V2H3ZM3 3H2V6H3ZM38 3H39V2H38ZM44 3H45V2H44ZM72 3H73V2H72ZM77 3H79V2H77ZM77 3H76V4H77ZM92 3H93V2H92ZM129 3H130V2H129ZM132 3H133V1H132ZM140 3H141V2H140ZM152 3H153V2H152ZM247 3H248V2H247ZM48 4H49V3H48ZM50 4H51V3H50ZM70 4H71V3H70ZM79 4H80V3H79ZM88 4H89V3H88ZM102 4H103V3H102ZM102 4H101V5H102ZM155 4H156V3H155ZM262 4H263V3H262ZM0 5H1V4H0ZM5 5H6V4H5ZM5 5H4V6H5ZM36 5H37V4H36ZM77 5H78V4H77ZM83 5H84V4H83ZM90 5H91V3H90ZM105 5H106V4H105ZM153 5H154V4H153ZM2 6H0V7H2ZM92 6H93V5H92ZM95 6H96V5H95ZM121 6H122V5H121ZM148 6H149V5H148ZM157 6H158V4H157ZM244 6H246V5H244ZM250 6H251V5H250ZM252 6H253V4H252ZM256 6H257V5H256ZM70 7H71V6H70ZM102 7H105V6L103 5ZM150 7H151V6H150ZM220 7H221V6H220ZM8 8H9V7H8ZM42 8H43V7H42ZM44 8H45V7H44ZM75 8H77V7H75ZM80 8H81V7H80ZM83 8H84V7H83ZM83 8H82V9H83ZM92 8H93V7H92ZM98 8H99V7H98ZM98 8H97V10H98ZM120 8H121V7H120ZM164 8H165V7H164ZM174 8H175V7H174ZM174 8H173V9H174ZM176 8H177V7H176ZM226 8H227V7H226ZM228 8H229V7H228ZM232 8H233V7H232ZM234 8H235V7H234ZM240 8H241V7H240ZM243 8H245V7H243ZM243 8L241 9V11H244ZM1 9H2V8H1ZM5 9L7 10V8H5ZM51 9H52V8H51ZM53 9H54V8H53ZM70 9L72 10V8H70ZM93 9H94V8H93ZM100 9L102 10V8H100ZM104 9H105V8H104ZM115 9H116V8H113L114 11H115ZM121 9H122V8H121ZM212 9H213V8H212ZM247 9H249V8H247ZM54 10H56V9H54ZM60 10H62V9H60ZM73 10H74V9H73ZM78 10H79V9H78ZM90 10H91V8H90ZM137 10H138V9H137ZM253 10H254V9H253ZM34 11H36L35 13H37V12H38V13H40V12H44V11L41 10L40 8H35ZM63 11H64V10H63ZM92 11H94V10H92ZM145 11H146V10H144L143 12H145ZM161 11H162V10H161ZM180 11H181V10H180ZM236 11H237V10H236ZM238 11H240V10L238 9ZM250 11H252V9H250ZM4 12H7V11L4 10ZM127 12H128V11H127ZM127 12H126V13H127ZM138 12H139V11H138ZM141 12H142V11H141ZM174 12H175V10H174ZM244 12H246V11H244ZM38 13H37V14H38ZM45 13H46V12H45ZM45 13H42L43 16L46 15ZM114 13H115V12H114ZM139 13H140V12H139ZM148 13H149V12H148ZM148 13H147V15H148ZM182 13H183V12H182ZM237 13H238V12H237ZM239 13H240V12H239ZM251 13H252V12H251ZM251 13H250V16H251ZM2 14H3V13H2ZM5 14H6V13H5ZM40 14H41V13H40ZM40 14H39V15H40ZM47 14H48V13H47ZM52 14H53V13H52V11H51V13H49V15H52ZM54 14H55V12H54ZM77 14H78V13H77ZM77 14H76V15H77ZM82 14H83V11H82ZM91 14H93V13H91ZM116 14H117V13H116ZM118 14H119V13H118ZM133 14L135 15L134 12H133ZM137 14H138V13H137ZM141 14H142V13H141ZM141 14H140V15H141ZM150 14H151V13H150ZM152 14H153V13H152ZM190 14H192V13H190ZM232 14H233V12H232ZM247 14H249V13H247ZM8 15H9V14H8ZM12 15H13V14H11L10 17H12ZM35 15H36V14H35ZM58 15H61V14H58ZM58 15H57V16H58ZM62 15H64V14H62ZM68 15H69V14H68ZM140 15H139V16H140ZM142 15H144V14H142ZM167 15H168V14H167ZM188 15H189V14H188ZM252 15H253V14H252ZM40 16H41V15H40ZM144 16H145V15H144ZM8 17H9V16H8ZM25 17H26V16H25ZM41 17H42V16H41ZM49 17H50V16H49ZM58 17H59V16H58ZM77 17H78V16H77ZM126 17H127V16H126ZM137 17H138V15H137ZM137 17H136V18H137ZM145 17H146V16H145ZM145 17H143V18H144V19H148V17H147V18H145ZM241 17H242V16H241ZM43 18H44V17H43ZM54 18H55V16H54ZM84 18H85V17H84ZM130 18H131V17H130ZM136 18H135V19H136ZM138 18H139V17H138ZM156 18H157V17H156ZM236 18H237V17H236ZM12 19H13V18H12ZM12 19H11V20H12ZM52 19H53V18H52ZM82 19H83V18H82ZM110 19H111V17H110ZM132 19H133V18H132ZM150 19H151V18H150ZM153 19H154V18H153ZM159 19H160V18H159ZM89 20H90V19H89ZM89 20H88V21H89ZM96 20H97V19H96ZM98 20H100V19H98ZM128 20H129V18H128ZM136 20H137V19H136ZM136 20H135V21H136ZM235 20H236V19H235ZM239 20H240V19H239ZM257 20H258V19H257ZM42 21H43V20H42ZM42 21H41V22H42ZM55 21H56V19H55ZM60 21H61V20H60ZM78 21H79V20H78ZM81 21H82V20H80V22H81ZM93 21H94V20H90V22H93ZM130 21H131V19H130ZM138 21H139V20H138ZM161 21H162V20H161ZM181 21H182V20H181ZM190 21H191V20H190ZM226 21H227V19H226ZM245 21H246V20H245ZM248 21H249V20H248ZM252 21H253V20H252ZM49 22H50V21H49ZM62 22H63V21H62ZM65 22H66V21H65ZM72 22H73V20H72ZM74 22H75V21H74ZM76 22H77V20H76ZM86 22H87V21H86ZM175 22H176V21H175ZM177 22H178V21H177ZM179 22H180V21H179ZM230 22H231V21H230ZM232 22H233V20H232ZM47 23H48V22H47ZM52 23H53V22H52ZM54 23H55V22H54ZM69 23H70V21H69ZM87 23H88V22H87ZM102 23H103V22H102ZM124 23H125V22H124ZM135 23H137V21H136ZM233 23H234V22H233ZM243 23H244V22H243ZM245 23H246V22H245ZM253 23H254V22H253ZM4 24H5V23H4ZM121 24L124 26L123 23H121ZM126 24H129V23L126 22ZM138 24H141V22H138ZM142 24H143V23H142ZM149 24H150V23H149ZM155 24H156V23H155ZM155 24H154V25H155ZM180 24H181V23H180ZM236 24H237V23H235V26H236ZM259 24H261V23H258V25H259ZM11 25H12V24H11ZM65 25H66V24H65ZM97 25H98V24H97ZM99 25H101V23H100ZM145 25H147V24L145 23ZM229 25H230V24H229ZM254 25H255V24H254ZM27 26H28V25H27ZM57 26H58V25H57ZM57 26H56V27H57ZM59 26H60V25H59ZM106 26H107V25H106ZM126 26H127V25H126ZM137 26H138V25H137ZM259 26H260V25H259ZM7 27H8V26H7ZM7 27H6V28H7ZM64 27H65V26H64ZM84 27H85V26H84ZM86 27H87V29H88V26H86ZM89 27H90V26H89ZM102 27H103V25H102ZM135 27H136V26H135ZM183 27H184V26H183ZM243 27H244V26H243ZM253 27H254V26H253ZM255 27H256V26H255ZM257 27H258V26H257ZM262 27H263V26H262ZM52 28H54V27H52ZM96 28H97V27H96ZM105 28H106V27H105ZM105 28H102V29H105ZM108 28H109V27H108ZM108 28H107V29H108ZM172 28H173V27H172ZM238 28H239V27H238ZM244 28H245V27H244ZM244 28H243V29H244ZM58 29H60V28H58ZM58 29H57L56 31H58ZM61 29H62V28H61ZM85 29H86V28H85ZM128 29H129V28H128ZM174 29H175V28H174ZM246 29H247V28H245V32L247 31ZM253 29H254V28H252L251 30H253ZM259 29H260V28H259ZM88 30H89V29H88ZM121 30H122V29H121ZM83 31H84V30H83ZM126 31H127V30H126ZM128 31H129V30H128ZM131 31H132V30H131ZM135 31H136V30H135ZM158 31H159V30H158ZM187 31H188V30H187ZM241 31H242V30H241ZM254 31H255V30H254ZM259 31H260V30H258V32H259ZM71 32H72V31H71ZM81 32H82V31H81ZM114 32H115V31H114ZM170 32H171V31H170ZM248 32H249V31H248ZM260 32H261V31H260ZM260 32H259V33H260ZM98 33H99V32H98ZM131 33H132V32H131ZM176 33H177V32H176ZM190 33H191V32H190ZM235 33H236V32H235ZM253 33H254V32H253ZM23 34H24V33H23ZM36 34H37V33H36ZM40 34H41V33H40ZM83 34H85V32H84ZM245 34H246V33H245ZM254 34H255V33H254ZM257 34H258V33H257ZM260 34H261V33H260ZM16 35H17V34H16ZM24 35H25V34H24ZM42 35H43V34H42ZM42 35H41V36H42ZM99 35H102V34H99ZM110 35H111V34H110ZM117 35H118V34H117ZM117 35H116V36H117ZM153 35H154V34H153ZM155 35H156V33H155ZM165 35H166V34H165ZM251 35H253V34H251ZM17 36H19V35H17ZM43 36H44V35H43ZM105 36H106V35H105ZM105 36H104V37H105ZM116 36H115V37H116ZM123 36H124V35H123ZM247 36L249 37V35H247ZM258 36H259V35H258ZM260 36H261V35H260ZM260 36H259V37H260ZM37 37H39V35H38ZM94 37H95V36H94ZM97 37H98V35H97ZM104 37H103V38H104ZM106 37H107V36H106ZM106 37H105V38H106ZM108 37H109V36H108ZM157 37H158V36H157ZM217 37H218V36H217ZM22 38H23V37H22ZM51 38H52V37H51ZM112 38H113V37H112ZM124 38H125V37H124ZM170 38H171V37H170ZM175 38L177 39V37H175ZM190 38H191V37H190ZM252 38H253V37H252ZM252 38H251V39H252ZM256 38H257V37H256ZM256 38H255V39H256ZM77 39H78V38H77ZM82 39H84V38H82ZM118 39H119V38H118ZM167 39H168V37H167ZM193 39H194V38H193ZM193 39H192V40H193ZM208 39H209V38H208ZM208 39H207V40H208ZM229 39H230V38H229ZM248 39H249V38H248ZM33 40H34V39H32V41H33ZM55 40H56V39H55ZM91 40H92V39H91ZM101 40H104V39H101ZM108 40H109V39H108ZM197 40H198V39H197ZM200 40H201V39H200ZM200 40H199V41H200ZM205 40H206V39H205ZM259 40H260V39H259ZM263 40H264V39H263ZM109 41H110V40H109ZM167 41H168V40H167ZM174 41H175V39H174ZM194 41H196V40H194ZM210 41H211V40H210ZM245 41H246V40H245ZM251 41H252V40H251ZM12 42H13V41H12ZM22 42H23V41H22ZM22 42H21V43H22ZM25 42H26V41H25ZM91 42H92V41H91ZM99 42H100V41H99ZM171 42H172V41H171ZM175 42H178V40L175 41ZM182 42H183V41H182ZM190 42H191V41H190ZM200 42H201V41H200ZM208 42H209V41H207V43H208ZM252 42H253V41H252ZM26 43H27V42H26ZM71 43H72V42H71ZM100 43H101V42H100ZM172 43H173V42H172ZM193 43H194V42H193ZM204 43H205V42H204ZM204 43H203V44H204ZM229 43H230V42H229ZM229 43H228V46H229ZM254 43H255V42H254ZM262 43H263V42H261V44H262ZM3 44H4V43H3ZM37 44H38V43H37ZM81 44H83V43H81ZM125 44H126V43H125ZM125 44H124V46H125ZM168 44H169V43H168ZM182 44H183V43H182ZM186 44H187V43H186ZM198 44H199V43H198ZM203 44H201V45H203ZM4 45H5V44H4ZM21 45H22V44H21ZM27 45H28V44H27ZM30 45H32V43H31V44L29 43V46H30ZM73 45H74V44H73ZM88 45H89V44H88ZM99 45H100V44H99ZM175 45H176V44H175ZM178 45H179V44H178ZM188 45H189V42H188ZM193 45H194V44H193ZM201 45H200V46H201ZM221 45H222V44H221ZM231 45H232V43H231ZM231 45H230L229 47H231ZM9 46H10V43H9ZM37 46H39V45H37ZM59 46H61V45H59ZM59 46H58V47H59ZM78 46L80 47V45H78ZM166 46H167V45H166ZM181 46H182V45H181ZM194 46H195V45H194ZM207 46H208V45H207ZM228 46H227V47H228ZM258 46H259V42H258ZM260 46H261V45H260ZM0 47H1V46H0ZM25 47H26V46H25ZM35 47H36V46H35ZM205 47H206V46H205ZM225 47H226V44H225ZM250 47H251V46H250ZM7 48H8V47H7ZM59 48H60V47H59ZM63 48H64V47H63ZM175 48H176V47H175ZM186 48H187V47H186ZM202 48H203V47H202ZM13 49H14V48H13ZM25 49H27V48H25ZM55 49H56V48H55ZM75 49H76V48H75ZM92 49H93V47H92ZM95 49H96V48H95ZM106 49H107V48H106ZM138 49H139V48H138ZM169 49H170V48H169ZM171 49H172V48H171ZM200 49H201V48H200ZM204 49H205V48H204ZM209 49H210V48H209ZM230 49H232V48H230ZM261 49H262V47H261ZM4 50H5V49H4ZM6 50H7V49H6ZM9 50H10V49H9ZM17 50H18V49H17ZM53 50H54V49H53ZM57 50H58V52L60 51L59 49H57ZM57 50H56V51H57ZM77 50H78V49H77ZM77 50H76V51H77ZM88 50H89V49H88ZM172 50H173V49H172ZM175 50H177V49H175ZM190 50H191V49H190ZM212 50H213V49H212ZM14 51H15V50H14ZM19 51H20V50H19ZM90 51H92V50H90ZM90 51H89V52H90ZM121 51H122V50H121ZM121 51H120V52H121ZM123 51H124V50H123ZM152 51H153V49H152ZM184 51H186V49H185ZM25 52H26V51H25ZM73 52H74V51H73ZM89 52H87V53H89ZM102 52H103V51H102ZM102 52H100V53L103 54ZM138 52H140V51H138ZM141 52H142V51H141ZM141 52H140V53H141ZM143 52H144V51H143ZM147 52H148V51H147ZM157 52H158V51H157ZM172 52H173V51H172ZM204 52H205V50H204ZM261 52H262V51H261ZM7 53H8V52H7ZM9 53H10V51H9ZM71 53H72V52H71ZM77 53H79V52H77ZM93 53H94V50H93ZM104 53H105V52H104ZM125 53H127V52L125 51ZM195 53H196V52H195ZM258 53H259V52H258ZM37 54H38V53H37ZM48 54H49V58H50V59H54V60L57 59V60H61V61L64 62V63H68V59H66V58L60 59L59 55L57 56V54H55V52H53V51H49ZM75 54H76V53H75ZM84 54H86V53H84ZM123 54H124V53H123ZM131 54H132V53H131ZM209 54H210V53H209ZM259 54H260V53H259ZM76 55H77V54H76ZM88 55H89V54H88ZM88 55H87V56H88ZM141 55H144V54H141ZM172 55H174V54H172ZM12 56H14V54H13ZM30 56H32V55H30ZM77 56H79V55H77ZM81 56H82V55H81ZM85 56H86V55H85ZM85 56H84V57H85ZM205 56H206V55H205ZM263 56H264V55H263ZM0 57H1V56H0ZM4 57H6V56H4ZM4 57H3V58H4ZM23 57H24V56H23ZM41 57H42V56H41ZM108 57H109V56H108ZM134 57H135V56H134ZM189 57H190V55H189ZM206 57H207V56H206ZM206 57H205V58H206ZM238 57H239V58H238ZM3 58H2V59H3ZM15 58H16V57H15ZM24 58H25V57H24ZM34 58H35V57H34ZM34 58H33V59H34ZM38 58H39V57H38ZM55 58H56V59H55ZM130 58H131V55H130ZM187 58H188V57H187ZM191 58H192V57H191ZM225 58H226V57H225ZM225 58H224V59H225ZM87 59H88V58H87ZM125 59H126V58H125ZM160 59H161V58H160ZM196 59H198V58H196ZM200 59H201V58H200ZM203 59H204V58H203ZM217 59H218V58H217ZM237 59H241V57H240V56H237ZM69 60H70V59H69ZM73 60H74V59H73ZM109 60H111V59L109 58ZM186 60H187V59H186ZM189 60H190V59H189ZM191 60H192V59H191ZM191 60H190V61H191ZM225 60H226V59H225ZM241 60H243V58H242ZM245 60H246V59H245ZM42 61H43V60H42ZM88 61H89V60H88ZM107 61H108V60H107ZM119 61H120V60H119ZM176 61H177V60H176ZM201 61H202V59H201ZM262 61H263V60H262ZM46 62H47V61H46ZM193 62H194V61H192V63H193ZM197 62H198V61H197ZM244 62H245V61H244ZM1 63H2V62H1ZM28 63H29V62H28ZM31 63H32V62H31ZM42 63H44V62H42ZM54 63H56V62H54ZM77 63H78V62H77ZM110 63H111V61H110ZM110 63H109V64H110ZM112 63H113V62H112ZM115 63H117V62H115ZM152 63H153V61H152ZM166 63H167V62H166ZM168 63H169V62H168ZM189 63H190V62H189ZM199 63H200V62H199ZM245 63L247 64L248 62L246 61ZM259 63H260V62H259ZM259 63H258V65L261 64V63H260V64H259ZM34 64H37V63H34ZM45 64H46V63H45ZM58 64H59V63H58ZM82 64H83V63H82ZM85 64H86V63H85ZM119 64H120V63H119ZM146 64H147V63H146ZM146 64H144L143 67H145V66L148 65V64H147V65H146ZM181 64H182V63H181ZM183 64H184V63H183ZM190 64H191V63H190ZM200 64H201V63H200ZM202 64H203V63H202ZM251 64H252V63H251ZM251 64H250V65H251ZM1 65H2V64H1ZM43 65H44V64H43ZM59 65H60V64H59ZM63 65H64V64H63ZM79 65H80V64H79ZM87 65H88V64H87ZM110 65H111V64H110ZM160 65H162V64H160ZM185 65H186V63H185ZM203 65H205V64H203ZM263 65H264V64H263ZM8 66H9V65H8ZM31 66H32V65H31ZM39 66H40V64H39ZM44 66H45V65H44ZM60 66H61V65H60ZM98 66H99V64H98ZM112 66H113V65H112ZM117 66H118V64H117ZM162 66H163V65H162ZM170 66H171V65H170ZM176 66H177V65H176ZM195 66H196V63H195ZM252 66H253V67H252ZM26 67H27V66H26ZM100 67H101V66H100ZM106 67H107V66H106ZM140 67H141V66H140ZM159 67H161V66H159ZM165 67H166V66H165ZM167 67H168V66H167ZM167 67H166V68H167ZM185 67H186V66H185ZM200 67H201V66H200ZM217 67H218V66H217ZM2 68H3V67L1 66L0 69H2ZM30 68H31V67H30ZM82 68H83V67H82ZM111 68H112V67H111ZM148 68H149V67H147V69H148ZM152 68H153V66H152ZM155 68H156V67H154V69H155ZM171 68H172V67H171ZM187 68H189V67H187ZM219 68H220V67H219ZM250 68H251V69L254 68V65H251ZM32 69H33V68H32ZM35 69H36V68H35ZM92 69H94V68H92ZM228 69H230V68H228ZM256 69H257V68H256ZM263 69H264V68H263ZM5 70H7V68H6ZM9 70H11V68H10ZM37 70H38V69H37ZM184 70H185V69H184ZM57 71H59V70H57ZM60 71H61V70H60ZM60 71H59V72H60ZM77 71H78V70H76V72H77ZM97 71H98V70H97ZM99 71H100V70H99ZM104 71H105V70H104ZM104 71H103V73H106V74L108 73V72H104ZM106 71H107V70H106ZM129 71H130V70H129ZM227 71H228V70H227ZM261 71L264 72V70H262V69H261ZM261 71H260V72H261ZM1 72H2V71H1ZM10 72H11V71H10ZM17 72H18V71H17ZM33 72H35V71H33ZM37 72H38V71H37ZM37 72H35V73H37ZM59 72H58V73H59ZM86 72H87V71H86ZM92 72L94 73V71H92ZM95 72H96V71H95ZM110 72H112V71L110 70ZM133 72H134V71H133ZM188 72H189V71H188ZM256 72H257V71H256ZM258 72H259V71H258ZM258 72H257V74H258ZM260 72H259V74H260ZM263 72H262V73H263ZM13 73H14V71H13ZM42 73H43V72H42ZM48 73H49V72H48ZM154 73H158V71H157V72H154ZM161 73H162V72H161ZM161 73L159 72V74H161ZM189 73H190V72H189ZM192 73H193V71H192ZM11 74H12V73H11ZM20 74H21V73H20ZM43 74H44V73H43ZM43 74H42V75H43ZM45 74H46V73H45ZM100 74H101V73H100ZM134 74H135V73H134ZM134 74H133L132 77H134ZM195 74H196V73H195ZM195 74H194V75H195ZM255 74H256V73H255ZM263 74H264V73H263ZM4 75H5V74H4ZM23 75H24V74H23ZM46 75H47V74H46ZM60 75H61V74H60ZM102 75H103V74H102ZM147 75H148V74H147ZM190 75H191V74H190ZM213 75H214V73H213ZM253 75H254V74H253ZM253 75H252V76H253ZM13 76H14V75H13ZM18 76H19V75H18ZM32 76H33V75H32ZM35 76H36V74H35ZM62 76H63V75H62ZM109 76H110V75H109ZM109 76H108V77H109ZM141 76H142V75H141ZM192 76H193V75H192ZM195 76H197V74H196ZM252 76H251V77H252ZM254 76H255V75H254ZM10 77H11V76H10ZM26 77H27V76H26ZM26 77H25V78H26ZM40 77H41V76H40ZM77 77H78V76H77ZM95 77H96V76H95ZM113 77H114V76H113ZM143 77H144V76H143ZM151 77H152V76H151ZM177 77H178V76H177ZM201 77H202V76H201ZM6 78H7V77H6ZM109 78H110V77H109ZM149 78H150V77H149ZM149 78H147V79H149ZM154 78H155V77H154ZM160 78H161V77H160ZM162 78H163V77H162ZM234 78H235V77H234ZM14 79H15V78H14ZM26 79H27V78H26ZM30 79H31V78H30ZM32 79H33V78H32ZM87 79H88V78H87ZM114 79H115V78H114ZM147 79H146V81H147ZM155 79H156V78H155ZM15 80H16V79H15ZM68 80H69V78H68ZM98 80H99V79H98ZM133 80H134V79H133ZM137 80H138V79H137ZM153 80H154V79H153ZM158 80H159V79H158ZM22 81H25V80H22ZM45 81H46V80H45ZM84 81H85V80H84ZM150 81H151V80H150ZM161 81H162V79H161ZM194 81H195V80H194ZM261 81H262V80H261ZM72 82H73V80H72ZM87 82H88V81H87ZM139 82H140V81H139ZM180 82H181V81H180ZM180 82H179V83H180ZM184 82H185V81H184ZM195 82H196V81H195ZM263 82H264V81H263ZM17 83H18V82H17ZM27 83H30V82L27 80ZM76 83H77V82H76ZM78 83H79V81H78ZM116 83H117V82H116ZM181 83H182V82H181ZM209 83H211V82L208 81V84H209ZM68 84H69V83H68ZM82 84H84V83H82ZM108 84H109V83H108ZM108 84H107V86H108ZM137 84H138V83H137ZM148 84L150 85V82H149ZM208 84H206V85L208 86ZM258 84H260V82H259ZM10 85H11V84H10ZM209 85H211V84H209ZM0 86L2 87V85H0ZM5 86H6V85H5ZM15 86H17V85H15ZM51 86H52V85H51ZM57 86H58V85H57ZM105 86H106V82H105ZM112 86H113V85H112ZM140 86H141V85H140ZM151 86H152V85H151ZM162 86H164V85L162 84ZM207 86H206V87H207ZM211 86H212V85H211ZM1 87H0V89H1ZM79 87H80V86H79ZM84 87H85V86H84ZM99 87H100V86H99ZM185 87H186V86H185ZM206 87H205V88H206ZM5 88H6V87H5ZM10 88H11V87H10ZM10 88H9V89L7 88V89H8V90H12V91H14V89H10ZM31 88H32V87H31ZM52 88H53V87H51V89H52ZM71 88H72V86H71ZM138 88H139V87H138ZM153 88H154V87H153ZM34 89H38V88H35V87H34ZM47 89H50V88L47 87ZM136 89H137V88H136ZM158 89H160V88H158ZM216 89H218V88H216ZM3 90H4V88H3ZM52 90H53V89H52ZM55 90H56V89H55ZM57 90H58V89H57ZM61 90H62V89H61ZM95 90H97V89H95ZM107 90H108V89H107ZM152 90H154V89H152ZM152 90H151V91H152ZM163 90H164V89H163ZM66 91H68V90H66ZM104 91H106V90H104ZM146 91H147V90H146ZM158 91H159V90H158ZM188 91H189V90H188ZM231 91H232V90H231ZM130 92H132V91L130 90ZM152 92H153V91H152ZM161 92H162V91H161ZM161 92H160V93H161ZM169 92H170V91H169ZM204 92H205V91H204ZM15 93H16V92H15ZM17 93H18V92H17ZM17 93H16V94H17ZM59 93H60V92H59ZM61 93H62V92H61ZM153 93H154V92H153ZM195 93H197V91H196ZM246 93H247V92H246ZM249 93H250V92H249ZM19 94H21V92H20ZM24 94H25V93H24ZM148 94H149V93H148ZM42 95H43V94H42ZM47 95H48V94H47ZM100 95H101V94H100ZM106 95H108L107 92H106ZM116 95H118V94L115 93V96H116ZM131 95H132V93H131ZM150 95H151V94H150ZM163 95H164V94H163ZM207 95H208V94H207ZM244 95H245V94H244ZM18 96H20V95H18ZM64 96H65V95H64ZM133 96H134V94H133ZM164 96H165V95H164ZM241 96H242V95H241ZM241 96H240V97H241ZM0 97H1V96H0ZM41 97H43V96H41ZM41 97H40V98H41ZM93 97H94V96H93ZM96 97H97V96H96ZM143 97H144V96H143ZM145 97H146V96H145ZM244 97H245V96H244ZM28 98H31V97L28 96ZM51 98H52V97H51ZM69 98L71 99V97H69ZM69 98L61 99V98L58 97V98H57V99H58V103H60V104H61V103H65V104L67 105V104H68L67 100H68ZM98 98H99V97H98ZM152 98H153V97H152ZM249 98H250V97H249ZM249 98H246V97H245L246 100L249 99ZM9 99L12 100V98H9ZM25 99H26V98H25ZM34 99H35V98H34ZM95 99H96V98H95ZM103 99H104V98H103ZM103 99H102V101H103ZM107 99H108V98H107ZM251 99H253V98H251ZM251 99H249L248 101H250ZM27 100H28V99H27ZM36 100H37V99H36ZM191 100H192V99H191ZM213 100H214V99H213ZM13 101H14V100H13ZM19 101H20V100H19ZM32 101H33V100H32ZM47 101H48V100H47ZM47 101H46V102H47ZM68 101H69V100H68ZM217 101H218V100H217ZM228 101H229V100H228ZM240 101H241V100H240ZM252 101H253V100H252ZM10 102H12V101H10ZM17 102H18V100H17ZM20 102H21V101H20ZM25 102H27V101H25ZM29 102H30V100H29ZM43 102H44V101H43ZM255 102H256V100H255ZM8 103H9V102H8ZM8 103H5V104H8ZM126 103H127V102H126ZM136 103H138V102H136ZM139 103H140V102H139ZM139 103H138V105H139ZM12 104H14V102H13ZM12 104H10V105L12 106ZM122 104H123V103H122ZM130 104H131V103H130ZM263 104H264V103H263ZM10 105H8V107H9ZM16 105H17V104H16ZM31 105H32V104H31ZM68 105H69V104H68ZM118 105H119V103H118ZM100 106H101V105H100ZM116 106H117V105H116ZM140 106L142 107L141 103H140L139 107H140ZM147 106H148V105H147ZM207 106H208V105H207ZM261 106H262V105H261ZM118 107H119V106H118ZM187 107H188V106H187ZM212 107H213V106H212ZM231 107H232V106H231ZM253 107H254V106H253ZM11 108H12V107H11ZM15 108H16V106H13L12 109H15ZM71 108H72V107H71ZM136 108H137V107H136ZM136 108H135L134 110H136ZM194 108H195V107H194ZM38 109H39V108H38ZM38 109H37V113L40 114V116H44V112L41 113ZM170 109H171V108H170ZM174 109H177V108H174ZM174 109H173V110H174ZM199 109H201V108H199ZM209 109H210V106H209ZM211 109H212V108H211ZM257 109H258V108H257ZM6 110H7V108H6ZM108 110H109V109H108ZM122 110H123V108H122ZM137 110H138V109H137ZM146 110H147V109H146ZM171 110H172V109H171ZM245 110H246V109H245ZM259 110H260V109H259ZM261 110L264 111L263 108H262ZM10 111H11V110H9V112H10ZM25 111H26V110H25ZM98 111H99V110H98ZM117 111H118V110H117ZM138 111H139V110H138ZM140 111H141V110H140ZM144 111H145V110H144ZM153 111H155V110H153ZM195 111H196V110H195ZM197 111L199 112L198 109H197ZM0 112H1V111H0ZM94 112H95V111H94ZM111 112H112V111H111ZM170 112H171V111H170ZM180 112H181V110H180ZM207 112H208V111H207ZM210 112H211V110H210ZM250 112H251V111H250ZM29 113H30V112H29ZM29 113H28V115H26V113H25V117H24V112L22 113V115L20 114L22 117H21L20 115H19L20 117H18L17 114H16L17 118H15V116H14V117L12 116V117H13L14 119H18L20 122H22V124H23V123H26L27 126L32 127V126H30L29 123L26 122V121H27L26 117H27V116H32V115H33V113L29 115ZM79 113H80V112H79ZM126 113H127V111H126ZM128 113H129V112H128ZM142 113H145V112H142ZM158 113H159V112H158ZM174 113H176V112H174ZM181 113H182V112H181ZM188 113H189V112H188ZM211 113H212V112H211ZM85 114H86V113H85ZM118 114H119V113H118V112L116 113V111H115V114H114V115H117V116H118ZM121 114L123 115V113H120V115H121ZM131 114H132V113H131ZM148 114H149V113H148ZM148 114H146V116H147ZM150 114H151V113H150ZM182 114H185V112L183 111ZM186 114H187V113H186ZM196 114H197V112H196ZM5 115H6V112H5ZM11 115H13V114L6 115L7 117H5V116L3 115V113L0 114V123L3 122V121H7V122H9L10 120H13V119H11V117H10ZM14 115H15V113H14ZM90 115H91V114H90ZM128 115H129V114H128ZM194 115H195V114H194ZM214 115H215V114L213 113V117H214ZM224 115H225V114H224ZM33 116H34V115H33ZM130 116H131V115H130ZM144 116H145V115H144ZM189 116H190V115H189ZM9 117H10V118H9ZM73 117H74V116H73ZM125 117H126V114H125ZM127 117H129V116H127ZM30 118H31V117H30ZM74 118H76V117H74ZM74 118H72V119H65L66 124L63 125V126H61L59 123L56 122L57 124H56L54 127L51 126V127H50V130H48V132L52 133L53 135H57V136H65L64 139H66V137H67V138H68V137H71L72 134H73V135H76V134H78L79 132H80V133H83L86 137L90 138V140H92V141H94V142H95V141H102V142H105V140H111V139H113V138L109 137V135H108V137H103V134H99V135H97L94 131L91 130V128H92V124H91V123H93L94 121H96V122L98 121V122L100 123L103 119H104V120H105V119H108V118H109V115H108V114H107V115L104 114L103 116H102V114H101V116H100V115H95L94 117H90V131H89V132H88L87 130L84 129L83 125H82V126H81V125H78V123H76V122H75V124H74V121H72ZM84 118H85V117H84ZM112 118H114V117H112ZM185 118H186V117H185ZM190 118H191V117H190ZM190 118H189V119H190ZM196 118H197V117H196ZM234 118H235V117H234ZM86 119H87V118H85V121L87 122ZM132 119H134V118H132ZM132 119H131V120H132ZM147 119H148V118H147ZM150 119L152 120V118H150ZM150 119H148V120H146V121H149ZM157 119H158V118H157ZM178 119H179V118H178ZM34 120H35V119H34ZM80 120H82V119H80ZM114 120H115V119H114ZM153 120H155V119H153ZM234 120H235V119H234ZM238 120H239V119H238ZM39 121H40V120H39ZM75 121H76V120H75ZM85 121H84V122H85ZM141 121H142V120H141ZM144 121H145V120H144ZM158 121H159V120H158ZM158 121H157V122H158ZM167 121H168V122H172V123H174V124L176 123V122H175L176 120H174L173 118H169ZM50 122H51V121H50ZM79 122H80V121H79ZM98 122H97V124H98ZM9 123H10V122H9ZM52 123H53V122H52ZM135 123L138 124L139 122H135ZM160 123H162V122H160ZM3 124H4V122L1 124L2 127H3ZM26 124H24V126H26ZM34 124H35V123H34ZM44 124H45V122H44ZM44 124L42 123V126H39V127H41L42 129H44V128H45V126H43ZM97 124H96V125H97ZM121 124H122V123H121ZM137 124H136V125H137ZM150 124H151V121H150ZM167 124H168V123H167ZM167 124H166V125H167ZM174 124H172V125H174ZM181 124H182V123H181ZM199 124H202V123H199ZM199 124H198V125H199ZM203 124H204V123H203ZM245 124H246V123H245ZM1 125H0V126H1ZM5 125H6V123H5ZM15 125H16V124H15ZM17 125H18V124H17ZM31 125H32V124H31ZM39 125H41V124H39ZM99 125H100V124H99ZM101 125H102V124H101ZM119 125H120V124H119ZM136 125L134 124V126H136ZM151 125H152V124H151ZM153 125H154V124H153ZM168 125H169V124H168ZM168 125H167V126H168ZM172 125H170V126L172 127ZM259 125H260V124H259ZM8 126H9V124H8ZM8 126L6 125L7 128H8ZM12 126H13V127L7 129V130H9V132H11L10 130H12V128H14V125H12ZM20 126H21V125H20ZM20 126H19V127H20ZM22 126H23V125H22ZM27 126H26V127H27ZM33 126H34V125H33ZM94 126H95V125H94ZM141 126H143V125H141ZM164 126H165V123H164ZM167 126H166V127H167ZM223 126H224V125H223ZM226 126H227V125H226ZM2 127H0V128H2ZM6 127H5V128H6ZM35 127H37V126L35 125ZM35 127H34V128H35ZM96 127H97V126H95V128H96ZM114 127L117 128V126H114ZM119 127H120V126H119ZM151 127H152V126H151ZM151 127H150V128H151ZM153 127H156V126H153ZM181 127H182V126H181ZM196 127H197V126H196ZM198 127H199V126H198ZM200 127H201V125H200ZM205 127H206V126H205ZM32 128H33V127H32ZM32 128H30V129H32ZM37 128H38V127H37ZM41 128H39V129L41 130ZM88 128H89V127H88ZM88 128H87V129H88ZM157 128H158V127H157ZM164 128H165V127H164ZM164 128H163V129H164ZM169 128H170V127H169ZM183 128H184V127H183ZM202 128H203V127H202ZM252 128H253V127H252ZM2 129H3V128H2ZM18 129H19V128H18ZM27 129H28V128H27ZM109 129H110V128H109ZM142 129H144V128H142ZM142 129H141V130H142ZM146 129H147V126H146ZM148 129H149V128H148ZM151 129L154 130V128H151ZM151 129H150V130H151ZM172 129L175 130L174 127H173ZM180 129H181V128H180ZM213 129H214V128H213ZM257 129H258V128H257ZM16 130H17V129L14 128V131H16ZM37 130H38V129H37ZM136 130H138V129H136ZM141 130H140V131H141ZM150 130H149V131H150ZM155 130H156V129H155ZM193 130H194V129H193ZM3 131H4V130H3ZM21 131H22V130H21ZM25 131H26V130H25ZM33 131H34V129H33ZM45 131H46V130H45ZM109 131H110V130H109ZM134 131H135V130H134ZM157 131H158V130H157ZM157 131H156V134H157ZM162 131H163V130H162ZM162 131H161V132H162ZM168 131H170V130L168 129ZM171 131H172V130H171ZM9 132H8V133H9ZM34 132H35V131H34ZM34 132H33L32 134L35 135L36 132H35V133H34ZM110 132H111V131H110ZM142 132H144V131H142ZM146 132H147V131H146ZM146 132H145V133H146ZM161 132H160V134H162ZM166 132H167V131H166ZM182 132H183V131H182ZM185 132H186V131H185ZM191 132L196 133L195 131H190V133H191ZM2 133H3V132H2ZM2 133H1V134H2ZM4 133H5V132H4ZM8 133H6V134H8ZM13 133H14V132H13ZM26 133H27V131H26ZM42 133H43V132H42ZM97 133H98V132H97ZM118 133H119V132H118ZM148 133H149V132H148ZM178 133H179V132H178ZM194 133H193V134H194ZM236 133H237V132H236ZM245 133H246V132H245ZM11 134H12V133H11ZM11 134H9V135H7V136H10ZM15 134H19V130H18L17 133H15ZM20 134H21V133H20ZM28 134H29V131H28ZM39 134H40V133H39ZM39 134H37V135H39ZM47 134H48V133H47ZM109 134H110V133H109ZM124 134H126V133H124ZM137 134H138V132H137ZM146 134H147V133H146ZM146 134H144V135H146ZM154 134H155V133H154ZM156 134H155V135H156ZM158 134H159V133H158ZM160 134H159V135H160ZM163 134H164V131H163ZM181 134L184 135L183 133H181ZM237 134H238V133H237ZM248 134H249V133H248ZM25 135H27V134H25ZM139 135H140V133H139ZM142 135H143V134H142ZM147 135H148V134H147ZM150 135H151V133H150ZM152 135H153V134H152ZM155 135H154V137H156ZM174 135H176V134H174ZM179 135H180V133H179ZM179 135H178V138L180 137ZM185 135H186V134H185ZM185 135H184V136H185ZM187 135H191V134L188 133ZM187 135H186V136H187ZM195 135H196V134H195ZM195 135H194V136H195ZM205 135L207 136V134H205ZM211 135H212V134H211ZM223 135H224V134H223ZM239 135H240V134H239ZM250 135H251V134H250ZM250 135H249V136H250ZM253 135H254V134L252 133L251 136H253ZM7 136H6V137H7ZM11 136H12V135H11ZM13 136H14V135H13ZM16 136H17V135H16ZM16 136H15V137H16ZM81 136H82V135H81ZM81 136H80V137H81ZM120 136H121V135H120ZM137 136H138V135H137ZM148 136H149V135H148ZM164 136H165V134H164ZM202 136H203V135H202ZM208 136H209V135H208ZM225 136H226V135H225ZM251 136H250V137H251ZM254 136H255V135H254ZM254 136H253V137H254ZM256 136H257V135H256ZM23 137H24V135H23ZM34 137H35V136H34ZM39 137L41 138V135H40ZM39 137H37V138H39ZM127 137H128V136H127ZM138 137H139V136H138ZM138 137H137V138H138ZM146 137H147V136H146ZM149 137H150V136H149ZM158 137H160V136H158ZM197 137H198V136H197ZM200 137H201V136H200ZM204 137H205V136H204ZM213 137H214V136H213ZM253 137H252V138H253ZM258 137H259V135H258ZM8 138H9V137H8ZM12 138H14V137H12ZM21 138H22V137H21ZM21 138H20V139H21ZM29 138H30V137H29ZM49 138H51V137H49ZM62 138H63V137H62ZM75 138H76V137H75ZM132 138H133V137H132ZM187 138H188V137H187ZM187 138H186V139H187ZM207 138H208V137H207ZM209 138H211V137L209 136ZM4 139H6V138H4ZM10 139H11V138H10ZM27 139H28V138H27ZM27 139H26V140H27ZM69 139H71L72 142H75V141H73L74 138H73V139H72V138H69ZM78 139H79V137H78ZM82 139H83V138H82ZM138 139H140V138H138ZM154 139H155V138H154ZM167 139H168V138H167ZM173 139H174V138H173ZM197 139H198V138H197ZM200 139H201V138H200ZM212 139H213V138H212ZM259 139H260V137H259ZM22 140H23V139H22ZM54 140H55V139H54ZM54 140H52V141H54ZM140 140H141V139H140ZM155 140H156V139H155ZM155 140H154V142H155ZM158 140H160V139H158ZM158 140H156V141H157L158 144H159V141H158ZM170 140H171V139H170ZM170 140H169V141H170ZM188 140H189V139H188ZM190 140H191V139H190ZM190 140H189V141H190ZM195 140H196V137H195ZM203 140H204V138H203ZM19 141H20V140H19ZM19 141H18V142H19ZM24 141H25V138H24ZM44 141H45V140H44ZM44 141H43V142H44ZM57 141H58V139H57ZM57 141H56V142H57ZM76 141H77V140H76ZM84 141H85V140H84ZM161 141H162V140H161ZM164 141H165V140H164ZM164 141H163V143H164ZM174 141H176V140H174ZM178 141H180V140H178ZM181 141H182V140H181ZM232 141H233V140H232ZM41 142H42V141H41ZM64 142H65V140H64ZM85 142H86V141H85ZM110 142H111V141H109V143L107 142V144H110ZM117 142H118V141H117ZM117 142H116V143H117ZM137 142H138V141H137ZM166 142H167V141H166ZM176 142H177V141H176ZM196 142H197V141H196ZM221 142H222V141H221ZM0 143H2V142H0ZM21 143H22V142H21ZM21 143H20V144H21ZM26 143H27V142H26ZM57 143H58V142H57ZM66 143H67V142H66ZM142 143H143V142H142ZM151 143H152V142L150 141L149 144L151 145ZM161 143H162V142H161ZM161 143H160V144H161ZM163 143H162V144H163ZM184 143H185V141H184ZM184 143H183V145H184ZM192 143H193V142H192ZM194 143H195V142H194ZM194 143H193V144H194ZM203 143H204V141H203ZM28 144H29V143H28ZM40 144H41V143H40ZM47 144H48V143H47ZM50 144H51V143H50ZM59 144H61V143H59ZM76 144H77V143H76ZM146 144H148V143H146ZM152 144H153V143H152ZM156 144H157V143H156ZM156 144H155V145H156ZM160 144H159V145H160ZM173 144H174V142H173ZM173 144H172V143H171V144L168 143L167 145H171V146H172ZM177 144H178V142H177ZM185 144H186V143H185ZM22 145H24V144H22ZM42 145H43V144H42ZM104 145H105V144H104ZM122 145H123V144H122ZM135 145H136V144H135ZM138 145H139V144H138ZM142 145H143V144H142ZM142 145H141V147H142ZM150 145H149V146H150ZM155 145H154V146H155ZM187 145L189 146L188 143H187ZM190 145H191V144H190ZM18 146H19V145H18ZM48 146H51V145H48ZM52 146H53V145H52ZM58 146H59V145H58ZM101 146H102V145H101ZM105 146H106V145H105ZM105 146H104V147H105ZM107 146L109 147V146H111V145H107ZM116 146H117V145H116ZM146 146H147V145H146ZM149 146H148V147H149ZM151 146H152V145H151ZM154 146H153V147H154ZM181 146H182V145H181ZM185 146H186V145H185ZM263 146H264V145H263ZM14 147H15V146H14ZM14 147H13V148H14ZM24 147H25V146H24ZM28 147H29V146H28ZM59 147H60V146H59ZM125 147H128V146L126 145ZM148 147H147V148H148ZM183 147H184V146H183ZM211 147H214V146H211ZM29 148H30V147H29ZM40 148H41V147H40ZM44 148H45V146H44ZM44 148H43V149H44ZM63 148H64V147H63ZM72 148H73V147H72ZM75 148H76V147H75ZM86 148L88 149V146H87ZM86 148H84L83 151L86 152ZM99 148H100V145H99V147H97V148L95 147V149H97V150H98ZM110 148H111V147H110ZM137 148H138V147H137ZM137 148H136V149H137ZM160 148H162V147H160ZM160 148H159V149H160ZM164 148H165V147H164ZM164 148H162V150H164ZM185 148H187V147H184V148H183V149H184V154H183V152L181 153V154H183V155H185V153H188V152H186ZM188 148H189V147H188ZM197 148H198V147H197ZM10 149H11V148H10ZM15 149H16V148H15ZM15 149H13V150H15ZM41 149H42V148H41ZM54 149H55V148H54ZM57 149H58V148H57ZM64 149H65V148H64ZM64 149H62V150H64ZM67 149H70V148H67ZM73 149H74V148H73ZM90 149H91V147H90ZM111 149H112V148H111ZM111 149H110V150H111ZM117 149H118V148H117ZM117 149H116V150H117ZM121 149H122V148H121ZM136 149H135V150H136ZM138 149H139V150H142V149H140V147H139ZM166 149H167V148H166ZM168 149H169V148H168ZM168 149H167V150H168ZM195 149H196V148H195ZM195 149H194V150H195ZM202 149H203V148H202ZM206 149H207V148H206ZM253 149H254V148H253ZM2 150H3V149H2ZM13 150H12V151H13ZM20 150H21V152H22V149H20ZM30 150H31V149H30ZM35 150H36V149H34V151H35ZM52 150H53V149H52ZM59 150H60V149H59ZM74 150H75V149H74ZM76 150H79V149H76ZM100 150H101V149H100ZM139 150H137V151H139ZM172 150H173V148L171 147L169 151H172ZM181 150H182V149H181ZM188 150H189V149H188ZM190 150L192 151L193 149H190ZM190 150H189V151H190ZM243 150H244V149H243ZM243 150H242V151H243ZM0 151H1V149H0ZM32 151H33V150H32ZM38 151H39V149H38ZM49 151H50V150H49ZM65 151H66V150H65ZM89 151L92 152V150H89ZM108 151H109V150H108ZM113 151H114V150H113ZM143 151H144V150H143ZM202 151L204 152V150H202ZM208 151H210V150H207V152H208ZM244 151H245V150H244ZM21 152H20V153H21ZM40 152H41V150H40ZM45 152H46V151H45ZM45 152H42V153L45 154ZM80 152H81V151H80ZM85 152H84V154H85ZM90 152H89V153H90ZM100 152H101V151H100ZM157 152L160 153V151H157ZM178 152H179V151H178ZM192 152H193V151H192ZM203 152H202V153H203ZM214 152H216V151H214ZM233 152H234V151H233ZM257 152H258V151H257ZM257 152H256V153H257ZM1 153H2V152H1ZM46 153H48V156L50 155V154H49L50 152H46ZM55 153H57V152H55ZM76 153H79V151H78V152L76 151ZM81 153H82V152H81ZM105 153H106V152H105ZM169 153H170V152H168V154H169ZM189 153H191V152H189ZM195 153H196V152H195ZM202 153H201V154H202ZM204 153H206V152H204ZM204 153H203V154H204ZM211 153H212V152H211ZM225 153L229 154V153H231V152H229V153H228V152H225ZM10 154L12 155V153H10ZM38 154H39V153H38ZM58 154H59V153H58ZM64 154H65V153H64ZM70 154H71V153H70ZM82 154H83V153H82ZM118 154H119V153H118ZM157 154H158V153H155V155H157ZM166 154H167V153H166ZM196 154H197V153H196ZM218 154L220 155L221 153H218ZM223 154H224V153H223ZM231 154H232V153H231ZM233 154L236 155V154H238V153L235 152V153H233ZM249 154H250V153H249ZM252 154H253V153H252ZM24 155H25V154H24ZM30 155H31V154H30ZM32 155H34V154H32ZM36 155H37V154H36ZM51 155H54V154H51ZM66 155H68V154H66ZM85 155H86V154H85ZM89 155H90V161H91V162H95V163H96L97 161L99 162V160H100V156L97 155L96 152H95V154H91V153H90ZM111 155H112V154H111ZM113 155H114V154H113ZM147 155H148V154H147ZM150 155H151V154H150ZM153 155H154V153H153ZM158 155H159V154H158ZM206 155H207V154H205L204 156H206ZM239 155H242V154L239 153ZM245 155L248 156V154H245ZM245 155H242V157L245 156ZM253 155H255V154H253ZM0 156H1V154H0ZM4 156H5V155H4ZM4 156H1V157H2L3 159H5ZM8 156H10V155H8ZM8 156H7V157H8ZM19 156H20V155H19ZM19 156H18V157H19ZM21 156H23V155H21ZM38 156H40V155H38ZM42 156H43V155H42ZM46 156H47V154H46ZM46 156H45V157H46ZM48 156H47V157H48ZM82 156L84 157V155H82ZM82 156H81V158H82ZM86 156H88V155H86ZM161 156H162V154H161ZM169 156H171V155H169ZM176 156H177V155H176ZM180 156H182V155H180ZM185 156H186V155H185ZM204 156H203V157H204ZM207 156H208V155H207ZM213 156H214V155H213ZM217 156H218V155H217ZM220 156H222V155H220ZM225 156H227V155L225 154ZM247 156H246V157H247ZM45 157H44V158H45ZM47 157H46V161L44 160V162H45V164H47V167H48V166H49L48 164L50 163L51 158H49L50 156H49L48 158H47ZM56 157H57V156H56ZM62 157H63V156H62ZM122 157L125 158V159H127V158L125 157V155H122ZM148 157H149V156H148ZM162 157H163V156H162ZM177 157H178V156H177ZM177 157H174V159L177 158ZM188 157H189V155H188ZM195 157H196V156H195ZM209 157H210V156H209ZM246 157H245V158H246ZM15 158H16V157H15ZM40 158H41V157H40ZM53 158H54V157H53ZM74 158H76V156H75ZM77 158H80V156H79L78 154H77ZM88 158H89V156H88ZM101 158H103V157H101ZM139 158H141V157H139ZM145 158H146V157H145ZM183 158H184V157H183ZM199 158H200V157H199ZM199 158H198V159H199ZM201 158H202V157H201ZM210 158H211V157H210ZM218 158H219V157H218ZM3 159H2L1 161H3ZM31 159H34V160H35V158H33V156H32ZM31 159H30V160H31ZM38 159H39V158H38ZM38 159H36V160H38ZM66 159H67V158H66ZM68 159H69V158H68ZM118 159H119V158H118ZM137 159H138V158H137ZM137 159H136V160L133 159V160L136 162ZM158 159H159V158H158ZM158 159H156V160H158ZM167 159H168V158H167ZM167 159H165V160H167ZM189 159H191V158H189ZM198 159H197V160H198ZM204 159H205V158H204ZM214 159H216V158H214ZM223 159H224V158H223ZM242 159L244 160V158H242ZM242 159H241V160H242ZM6 160H7V159H6ZM8 160H9V159H8ZM12 160H13V158H12ZM16 160H18V159H16ZM19 160H21V159H19ZM25 160H26V159H25ZM25 160H24V161H25ZM28 160H29V159H28ZM30 160H29L28 164L32 162V161L30 162ZM41 160H42V158H41ZM41 160H40V161H41ZM54 160H55V159H54ZM56 160H57V158H56ZM56 160H55V161H56ZM59 160H61V159L59 158ZM59 160H58V162H59ZM82 160H83V159H82ZM122 160H123V159H122ZM122 160H121V161H122ZM138 160H139V159H138ZM140 160H143V158L140 159ZM151 160H152V159H151ZM162 160H164V159H162ZM162 160H161V161H162ZM165 160H164V161H165ZM186 160H187V159H186ZM186 160H185V161H186ZM191 160H192V159H191ZM208 160H209V159H208ZM208 160H206V163H208V162H207ZM221 160H222V159H221ZM224 160H225V159H224ZM234 160H236V159H234ZM234 160H233V161H234ZM241 160H240V161H241ZM4 161H5V160H4ZM22 161H23V160H22ZM24 161H23V162H24ZM67 161H68V160H67ZM80 161H81V160H80ZM83 161H84V160H83ZM86 161L88 162V160H86ZM86 161H85V162H86ZM104 161H105V159H104ZM118 161H119V160H118ZM146 161H147V160H146ZM148 161H149V160H148ZM148 161H147V162H148ZM152 161H153V160H152ZM172 161H173V160H172ZM172 161H171V162H172ZM182 161H183V160H181V162H182ZM187 161H188V160H187ZM222 161H223V160H222ZM247 161H248V160H246V161L244 160V162H247ZM254 161H255V160H254ZM254 161H252V162H254ZM7 162H8V161H7ZM10 162H11V161H10ZM19 162H21V161H19ZM25 162H26V161H25ZM38 162H39V161H38ZM42 162H43V161H42ZM42 162L37 163V161H36L35 163L39 165V164H41ZM44 162H43V163H44ZM52 162H53V161H52ZM56 162H57V161H56ZM144 162H145V161H144ZM169 162H170V161H169ZM173 162H174V161H173ZM175 162H176V161H175ZM175 162H174V163H175ZM198 162H200V161H198ZM198 162H197V163H198ZM217 162H218V160H217ZM224 162H226V161H224ZM252 162H251V163H252ZM255 162H256V161H255ZM5 163H6V161H5ZM5 163H4V166H5ZM8 163H9V162H8ZM12 163H13V162H12ZM128 163H129V162H128ZM150 163H151V165H152V162H150ZM160 163H161V162H160ZM163 163H166V162H163V161H162V164H163ZM174 163H173V164H174ZM178 163H179V160H178ZM191 163H192V162H191ZM193 163H194V162H193ZM204 163H205V162H204ZM204 163H203V164H204ZM206 163H205V165H206ZM219 163H220V162H219ZM229 163H230V162H229ZM233 163H234V162H233ZM249 163H250V161H249ZM31 164L33 165V163H31ZM83 164H84V162L82 163V165H83ZM108 164H110V163H108ZM116 164H117V162L115 163V165H116ZM122 164H123V163H122ZM133 164H134V163H133ZM142 164H143V163H142ZM147 164H148V163H147ZM157 164H159V162H158ZM157 164H156V167L159 168L160 165L158 166ZM162 164H161V165H162ZM176 164H177V163H176ZM230 164H231V163H230ZM235 164H237V163H235ZM257 164H258V163H257ZM257 164L255 163V165H257ZM259 164H260V163H259ZM9 165H10V164H9ZM38 165H34V166H38ZM57 165H58V164H57ZM61 165H62V164H61ZM63 165H64V164H63ZM74 165H75V164H74ZM115 165H112V166H115ZM117 165H118V164H117ZM125 165H126V164H124V165H122V166H125ZM134 165H135V164H134ZM166 165H168V164H166ZM183 165H184V164H183ZM200 165H201V164H200ZM212 165H213V164H212ZM220 165H221V164H220ZM238 165H239V163H238ZM248 165H249V164H248ZM251 165H253V163H252ZM260 165H261V164H260ZM6 166H7V165H6ZM10 166H11V165H10ZM10 166H8V167H10ZM45 166H46V165H45ZM72 166H73V165H72ZM77 166H78V165H77ZM146 166H150V164H149V165H146ZM154 166H155V164H154ZM175 166L177 167V165H175ZM178 166H179V164H178ZM222 166H223V165H222ZM241 166H242V165H241ZM39 167H40V166H38L37 168H39ZM49 167H50V166H49ZM59 167H61V166H59ZM59 167H58V168H59ZM64 167H65V166H64ZM68 167H69V166H68ZM80 167H81V164H80ZM110 167H111V166H110ZM116 167H117V166H116ZM120 167H121V165H120ZM126 167H127V166H125V169H126ZM143 167H145V166H143ZM165 167H166V166H165ZM171 167H172V166H171ZM207 167L209 168L210 165H209V166L207 165ZM248 167H249V166H248ZM1 168H3V167H1ZM31 168H32V167H31ZM62 168H63V167H62ZM74 168L77 169L76 167H74ZM78 168H79V167H78ZM111 168H112V167H111ZM113 168H114V167H113ZM127 168H128V167H127ZM129 168H130V167H129ZM148 168H149V167H147V170H148ZM150 168H151V169H152V168H153V169H157V168H154V167H152V166H151ZM160 168H162V167H160ZM163 168H164V167H163ZM177 168H179V167H177ZM198 168H199V167H198ZM198 168H197V169H198ZM201 168H202V167H201ZM201 168H200V169H201ZM203 168H204V167H203ZM203 168H202V170H203ZM236 168H238L237 165H236ZM244 168H245V167H243L242 170H245L247 167H246L245 169H244ZM252 168H255V167L252 166ZM262 168H264V166H263ZM11 169H12V168H11ZM26 169H28V168H26ZM46 169H47V168H46ZM51 169H52V168H51ZM51 169H50V168L47 169V171H46V175H47L48 177L45 176L44 179L47 180L48 183L50 182V183L52 184L53 188L57 189L62 195H64V196L67 197V195H69V193H70V192H69V188L71 187V185H70V184H71L70 181L72 180L73 174H72L71 172H69V173L66 172V173H65V169H64V172H63L62 170L53 171L54 169H52V170H51ZM79 169H80V168H79ZM114 169H116V168H114ZM123 169H124V168H123ZM153 169H152V171H153ZM168 169H169V168H168ZM180 169H181V168H180ZM200 169H198V170H200ZM204 169H206V168H204ZM209 169H211V167H210ZM209 169H208V170H209ZM2 170H3V169H2ZM4 170H5V169H4ZM30 170H31V169H30ZM33 170H34V169H33ZM33 170H32V171H33ZM69 170H70V168L68 169V171H69ZM80 170L82 171V169H80ZM100 170H103V169H100ZM112 170H113V169H111V171H112ZM117 170H118V169H117ZM121 170H122V169H121ZM134 170H135V169H134ZM147 170H145V171H147ZM158 170H159V169H158ZM158 170H157V171H158ZM202 170H200V172H198V173L201 174V176H202V174H203V173H201ZM211 170H212V169H211ZM258 170H259V169H258ZM260 170H261V169H260ZM20 171H25V170H20ZM26 171H27V170H26ZM32 171H30V172L32 173ZM44 171H45V169H44ZM66 171H67V170H66ZM98 171H99V170H98ZM111 171H110V172H111ZM113 171H114V170H113ZM113 171H112V172H113ZM160 171H162V170H160ZM164 171H165V170H163V173L166 174ZM195 171H197V170H195ZM222 171H223V170H222ZM232 171H233V170H232ZM246 171H248V170H246ZM249 171H250V170H249ZM253 171H254V170H253ZM27 172H28V171H27ZM33 172H34V171H33ZM38 172H39V170H38ZM74 172H75V170H74ZM78 172H79V171H78ZM94 172H95V171H94ZM99 172H100V171H99ZM105 172H106V171H105ZM114 172H115V171H114ZM117 172H118V171H117ZM149 172H151V171H149ZM154 172H156V171H154ZM193 172H194V171H193ZM202 172H203V171H202ZM204 172H206V170H204ZM226 172H227V170H226ZM226 172H225V173H226ZM228 172H229V171H228ZM228 172H227V173H228ZM4 173H5V172H4ZM4 173L2 174V177H3V178L5 177V176H4L5 174L7 175V173H5V174H4ZM8 173H9V172H8ZM21 173H22V172H21ZM106 173H107V172H106ZM120 173H121V171H120ZM123 173H124V172H122V173L120 174L121 177H122V176H131V175H129V174H132L133 177H135V178H139V172H135V171H133V172L129 173L128 175H127V174H123ZM152 173H153V172H152ZM163 173H161L160 175H162ZM176 173H177V172H176ZM217 173H218V172H217ZM220 173H222V172H220ZM229 173H230V172H229ZM229 173L227 174L228 176L230 175ZM232 173H234V172H231V174H232ZM239 173H240V170H239ZM239 173H238V174H239ZM242 173H243V172H242ZM248 173H249V172H248ZM250 173L252 174V171H250ZM255 173H256V172H255ZM260 173H261V172H260ZM260 173H258V174H260ZM12 174H13V173H12ZM24 174H25V173H24ZM75 174H76V177H77V175H78V178H77V179H79V174H77V173H75ZM75 174H74V177H75ZM96 174H97V172H96ZM99 174H100V173H99ZM104 174H105V173H104ZM117 174H118V173H117ZM117 174H116V175H117ZM153 174H155V173H153ZM167 174H168V173H167ZM167 174H166V175H167ZM178 174L180 175V172H179ZM178 174H177V175H178ZM193 174H194V173H193ZM235 174H236V173H235ZM238 174H236V177L238 176ZM240 174H241V173H240ZM246 174H247V173H246ZM251 174H250V175H251ZM256 174H257V173H256ZM10 175H11V174H9V177H10ZM18 175H19V174H18ZM18 175H17V176H18ZM25 175H26V174H25ZM25 175H24V176H25ZM32 175H33V174H32ZM37 175H38V174H37ZM37 175H35V176H36V177H39L40 175H43V176H44L45 174L40 173L38 176H37ZM80 175H81V174H80ZM82 175H83V174H82ZM105 175H106V174H105ZM109 175H110V174H109ZM168 175H169V174H168ZM196 175H197V173H196ZM198 175H199V174H198ZM203 175H204V174H203ZM232 175H233V174H232ZM232 175H230V177H232ZM261 175H262V173H261ZM12 176H13V175H12ZM14 176H15V175H14ZM19 176H20V175H19ZM21 176H22V175H21ZM21 176H20V177H21ZM27 176H28V174H27ZM43 176H42V177H43ZM83 176H84V175H83ZM85 176H86V174H85ZM96 176H97V175H96ZM100 176H101V175H100ZM102 176H103V174H102ZM102 176H101V178H102ZM106 176H107V175H106ZM111 176H114V174L111 175ZM111 176H110V177H111ZM120 176H119V178L122 180V178H121ZM188 176H189V175H188ZM188 176H187V177H188ZM201 176H200V177H201ZM221 176H222V175H221ZM223 176L225 177V175H223ZM228 176H226V177H228ZM233 176H234V175H233ZM263 176H264V174H263ZM42 177L40 176V178H42ZM50 177H52L53 180H52V178H50ZM54 177H55V178H54ZM94 177H95V176H94ZM98 177H99V176H98ZM103 177H104V176H103ZM114 177H115V176H114ZM152 177H153V176H152ZM155 177H157V176H155ZM176 177H178V176H176ZM187 177H184V178H187ZM189 177H190V176H189ZM197 177H198V176H197ZM203 177H204V176H203ZM203 177H201V178H203ZM205 177H206V176H205ZM243 177H247V175H246V176L244 175V176L241 177L242 179H245V178H243ZM255 177H256L255 179H257V176H255ZM258 177H259V175H258ZM3 178H0V179L2 180ZM5 178H6V177H5ZM5 178H4V179H5ZM11 178H13V177H11ZM23 178L27 179L26 177H23ZM23 178H22V179H23ZM32 178H33V177H32ZM49 178H50V179H49ZM85 178H86V177H85ZM96 178H97V177H96ZM124 178H126V177H124ZM129 178H130V177H129ZM184 178H183V179H184ZM192 178H193V177H191V180H192ZM198 178H199V177H198ZM234 178H235V177H234ZM237 178H238V177H237ZM237 178H236V179H237ZM241 178H240V179H241ZM249 178H251V176H249ZM7 179H8V178H7ZM9 179H10V178H9ZM9 179H8V181H9ZM17 179H18V180H19V179L21 180V178H17ZM17 179H15V180H17ZM36 179H37V178H36ZM36 179H35V180H36ZM87 179H88V178H87ZM92 179H93V178H92ZM99 179H100V177H99ZM102 179H103V178H102ZM106 179H107V178H106ZM113 179H114V178H113ZM144 179H145V178H144ZM195 179H196V177H195ZM229 179L232 180V178H229ZM236 179H235V180H236ZM240 179H239L238 182L241 181ZM247 179H248V178H247ZM1 180H0V181H1ZM5 180H6V179H5ZM12 180H13V179H12ZM20 180H19V181H20ZM27 180H28V179H27ZM32 180H33V179H32ZM35 180H34V181H35ZM75 180H76V179H75ZM123 180H126V179H123ZM129 180H130V179H129ZM149 180H151V179H149ZM153 180H154V179H153ZM156 180H157V179H156ZM173 180H174V178H173ZM173 180H172V181H173ZM175 180H176V179H175ZM175 180H174V181H175ZM196 180H200V181H202L201 179H196ZM219 180H220V179H219ZM223 180H224V179H222L221 181H223ZM231 180H230V181H231ZM261 180H262V179H261ZM261 180H260V181H261ZM2 181H3V180H2ZM8 181H7V182L5 181V182L8 183ZM10 181H11V180H10ZM41 181H42V180H41ZM47 181H45V182H47ZM82 181H83V180H81V181H79V182H82ZM84 181H85V180H84ZM84 181L82 182L83 185H84ZM90 181H92V180H90ZM102 181H105V182H106L105 179H104V180H101V181H99V182L101 183ZM108 181H110V180L108 179ZM119 181H120V180H119ZM203 181H204V180H203ZM213 181H215L214 178H213ZM221 181H220V183H221ZM230 181H229V184L231 183ZM232 181L234 182V179H233ZM246 181H247V180H245V182H246ZM12 182H13V181H12ZM22 182H23V180H22ZM24 182H25V181H24ZM26 182H27V181H26ZM26 182H25V184H26ZM92 182H93V181H92ZM97 182H98V181H97ZM97 182H96V183H97ZM99 182H98V183H99ZM141 182H142V181H141ZM141 182H139V184H140ZM166 182H167V181H166ZM177 182H178V181H177ZM233 182L231 183L232 185H233ZM235 182H236V181H235ZM235 182H234V183H235ZM249 182H250V181H249ZM256 182H257V181H256ZM0 183H1V182H0ZM2 183H4V182H2ZM2 183H1V184H2ZM31 183H32V182H31ZM33 183H34V182H33ZM48 183H46L47 186H48ZM77 183H78V182H77ZM102 183H104V182H102ZM106 183H107V182H106ZM122 183H123V181H122ZM144 183H145V182H144ZM154 183H156V181H154ZM162 183L164 184V182H162ZM170 183H172V182H170ZM173 183H176V182H173ZM199 183H200V182H199ZM213 183H214V182H213ZM246 183H248V182H246ZM250 183H251V185L254 184V182H250ZM250 183H249V187L251 186ZM263 183H264V182H263ZM263 183H262V184H263ZM4 184H5V183H4ZM13 184H15L16 187H17V185H18V184L16 185V181H14V183H10V185H13ZM79 184H80V183H78L77 186H78ZM86 184H89V181H88V183H86ZM93 184H94V182H93ZM108 184H109V183H108ZM108 184H105V185L107 186ZM110 184H112V183H110ZM110 184H109V185H110ZM116 184H117V183H116ZM133 184H134V183H133ZM176 184H177V183H176ZM176 184H173V185L176 186ZM223 184H224V183H223ZM229 184H226V185H229ZM8 185H9V183L7 184V186H8ZM26 185H27V184H26ZM44 185H45V184H44ZM44 185H43V186H44ZM69 185H70V186H69ZM72 185H74V184L72 183ZM83 185H80L81 188H83V187H82ZM91 185H92V184H91ZM102 185H103V184H102ZM102 185H101V186H102ZM109 185H108V186H109ZM117 185L119 186V184H117ZM129 185H130V184H129ZM129 185H128V186H129ZM148 185H149V184H148ZM167 185H170V184H168V182H167ZM173 185L171 184L170 186H173ZM211 185H212V184H211ZM213 185H214V184H213ZM220 185H221V184H220ZM226 185H225L224 187H225V188L227 187V189H228L229 187L226 186ZM240 185H241V182H240ZM240 185H239V187H240ZM245 185H246V184H245ZM0 186H1V185H0ZM18 186H20V185H18ZM39 186H40V185H39ZM39 186H37L36 188L38 189ZM86 186H87V185H86ZM95 186H96V184H94V186H93V187L91 186V187H92V188H95ZM97 186H98V187H96V188L100 189V188H99V187H101L100 184H98ZM108 186H107V187H108ZM130 186H132V185H130ZM134 186H135V185H134ZM134 186H133V187H134ZM195 186H197V185H195ZM229 186H230V185H229ZM261 186H262V185H261ZM20 187H21V188H24L23 185L20 186ZM31 187H32V186H31ZM48 187H50V186H48ZM48 187H47V188H48ZM73 187H74V186H73ZM121 187H122V186H121ZM159 187H160V186H159ZM165 187L167 188L168 186H165ZM188 187H189V186H188ZM188 187H187V188H188ZM220 187H222V185H221ZM224 187H223V188H224ZM242 187H243V186H242ZM246 187H247V186H246ZM253 187H254V186H253ZM253 187L250 188V189H252V190H251L252 192L254 191V190H253ZM255 187H256V186H255ZM255 187H254V188H255ZM1 188H2V187H0V189H1ZM25 188H26V186H25ZM41 188H42V187H41ZM43 188H44V187H43ZM51 188H52V187H51ZM53 188H52V190H53ZM74 188H75V187H74ZM74 188H73V189H74ZM78 188H79V186H78ZM89 188H90V187H89ZM96 188H95V189H96ZM115 188H116V187H115ZM139 188L142 189L143 191H145L148 187L145 188V184H140V185H139ZM149 188H150V185H149ZM172 188H173V187H171V189H172ZM231 188H232V187H231ZM12 189H13V188H12ZM18 189H19V188H18ZM18 189H17V190H18ZM27 189H28V186H27L26 190H27ZM34 189H35V186H34ZM34 189H32V190H34ZM37 189H35L34 192H36V194H37V193L39 194V191L37 192ZM44 189H45V188H44ZM55 189H54V190H55ZM71 189H72V188H71ZM75 189H76V188H75ZM85 189H86V188H85ZM103 189L105 190L104 185H103ZM116 189L119 190L118 188H116ZM120 189H121V188H120ZM129 189H130V188H129ZM151 189H152V188H151ZM175 189H176V188H175ZM190 189H192V187H190ZM190 189H189V190H190ZM207 189H209V186H208ZM237 189H238V188H237ZM241 189H242V188H241ZM241 189H240V190H241ZM246 189H247V188H246ZM256 189H257V188H256ZM258 189H259V188H258ZM262 189H263V188H262ZM17 190H16V191H17ZM21 190H22V189H21ZM38 190H39V189H38ZM50 190H51V189L48 188L47 192L50 193ZM54 190H53V192H54ZM87 190H89V189H87ZM91 190H92V189L90 188L89 191H91ZM101 190H102V189H101ZM101 190H99V191H101ZM110 190H111V189H110ZM110 190H109V192H111ZM126 190H127V189H125V191H126ZM133 190H134V189H133ZM133 190H132V191H133ZM149 190H150V189H149ZM149 190L147 191V193L149 192ZM209 190H210V189H209ZM213 190H214V189H213ZM221 190H222V189H221ZM235 190H236V189H235ZM240 190H239V191H240ZM14 191H15V190H14ZM27 191H28V190H27ZM29 191H30V187H29ZM40 191H41V189H40ZM45 191H46V190H45ZM79 191L81 192V190H79ZM92 191H93V190H92ZM96 191H97V194H99V193H98V190H96ZM96 191H95V192H96ZM102 191H103V190H102ZM125 191H124V192H125ZM136 191H137V190H136ZM166 191H167V190H166ZM184 191H185V190H184ZM196 191L198 192V190H196ZM205 191H207V190L205 189ZM210 191H211V190H210ZM210 191H207V192L212 193V192H210ZM215 191H217V190H215ZM223 191H225V190H223ZM228 191H229V190H228ZM230 191H231V190H230ZM230 191H229V192H230ZM239 191H236V192H233V193H237V192H239ZM260 191H261V193H259V194H262V197H264V196H263V195H264V194H263V191H262V190H260ZM260 191H259V192H260ZM10 192H11V190H10ZM10 192H9V193H10ZM41 192H44V191L42 190ZM47 192H45V193H47ZM87 192H88V191H87ZM103 192H104V191H103ZM103 192H101V193L107 195L105 192H104V193H103ZM116 192H118V191H115V193H116ZM124 192H123V195H124ZM130 192H131V191H130ZM130 192H129V193H130ZM193 192H194V190H193ZM197 192H196V193H197ZM200 192H201V191H200ZM200 192H199V193H200ZM217 192H218V191H217ZM219 192H222V191H219ZM229 192H228V194H229ZM246 192L248 193V192H250V190H249V191H248V190H245V193H246ZM255 192H256V191H255ZM13 193H14V192H12V194H13ZM28 193H29V192H28ZM30 193L32 194V192H30ZM45 193H43V195H44V196H47V195H45ZM51 193H52V192H51ZM77 193H78V191H77ZM81 193H82V192H81ZM83 193H85V192H83ZM92 193H93V192H92ZM115 193H114V194H115ZM138 193H139V192H138ZM182 193H183V192H182ZM204 193H205V192H204ZM209 193H208V194H209ZM226 193H227V191H226ZM247 193L245 194V196L247 195ZM253 193H254V192H253ZM10 194H11V193H10ZM10 194H9V195H10ZM34 194H35V193H34ZM34 194H33V195H34ZM36 194H35V195H36ZM61 194H60V195H61ZM74 194H75V193H73V195H74ZM79 194H80V193H79ZM85 194H86V193H85ZM102 194H101V195H102ZM112 194H113V193H112ZM130 194H131V193H130ZM136 194H137V192H136ZM136 194H134V195H136ZM144 194H145V193H144ZM185 194H188V192L185 193ZM206 194H207V193H206ZM240 194H241V192H240ZM242 194H244V191H243ZM250 194H251V193H250ZM33 195H32V196H33ZM40 195H41V194H40ZM43 195H42V196H43ZM53 195H55V194H53ZM56 195L59 196V194H57V192H56ZM70 195H71V194H70ZM80 195H81V194H80ZM87 195H88V194H87ZM131 195H132V194H131ZM162 195H163V194H162ZM218 195H220V194H218ZM218 195H217V196H218ZM232 195H235V194H232ZM11 196H12V195H11ZM21 196H22V195H21ZM29 196H30V195H28V197H29ZM32 196H31V197H32ZM76 196H78V195H76ZM97 196H100V195H97ZM107 196H108V195H107ZM111 196H112V195H111ZM163 196H164V195H163ZM174 196H175V195H174ZM176 196H177V195H176ZM188 196H189V195H188ZM211 196H212V195H211ZM215 196H216V195H215ZM217 196H216V197H217ZM229 196H230V194H229ZM249 196H251V195H249ZM252 196H253V195H252ZM13 197H14V196H13ZM26 197H27V196H26ZM34 197L36 198V196H34ZM51 197H52V196H51ZM73 197H74V196H73ZM84 197H85V196H84ZM89 197H90V196H89ZM103 197H104V196H103ZM103 197H102V198H103ZM105 197H106V196H105ZM120 197H121V196H120ZM125 197H126V196H125ZM177 197H178V196H177ZM179 197H180V196H179ZM189 197L191 198V196H189ZM216 197H215V198H216ZM231 197H232V196H231ZM237 197H239V196H238V195L235 196V199H236ZM242 197H243V196H242ZM242 197H241V198H242ZM246 197H247V196H246ZM254 197H255V196H254ZM257 197L259 198V196H257ZM22 198H23V197H22ZM48 198H49V197H48ZM55 198H56V197H55ZM62 198H63V197H62ZM67 198H68V197H67ZM69 198H70V197H69ZM69 198H68V200H69ZM71 198H72V197H71ZM75 198H76V197H75ZM86 198H87V196H86ZM94 198H95V197H94ZM96 198H97V197H96ZM107 198L109 199V197H107ZM117 198H118V197H117ZM122 198H123V196H122ZM173 198H174V197H173ZM220 198H221V197H220ZM243 198H244V197H243ZM27 199H28V198H27ZM31 199H32V198H31ZM38 199H39V198H38V196H37V201H38ZM50 199H51V198H50ZM53 199H54V197H53ZM53 199H52V200H53ZM73 199H74V198H73ZM77 199H78V198H77ZM103 199H104V198H103ZM111 199H112V198L110 197L109 201H112V202L114 203V200H111ZM126 199H127V200H126ZM126 199H125V202L123 201V199H122L123 202H120L121 199H120L119 201H117V202H119V203H123V205H124V203H126V201H127V203H128V198H126ZM138 199H139V197H138ZM144 199H145V200H151L150 198H144ZM164 199H165V198H164ZM183 199L185 200V198H183ZM186 199H187V198H186ZM222 199H224V198H222ZM247 199H248V198H247ZM14 200H16V199H14ZM20 200H21V202H25V201H22V200H26V199H20ZM28 200H29V199H28ZM28 200H26V201H28ZM62 200H63V199H62ZM62 200H61V198H60V201H62ZM79 200H80V199H78L77 201H79ZM81 200H82V199H81ZM88 200L90 201V199H87L86 201H88ZM99 200L101 201L100 198H99ZM129 200H130V197H129ZM131 200H132V199H131ZM136 200H137V199H136ZM166 200H167V199H166ZM168 200H169V199H168ZM181 200H182V199H181ZM216 200H217V199H215V201H216ZM224 200H225V199H224ZM240 200H241V199H240ZM249 200H250V199H249ZM249 200H248V202H247V200L245 199V201H246L248 204L251 203V202L249 203ZM30 201H31V200H30ZM33 201H34V200H33ZM47 201H48V200H47ZM64 201H67V199H66V200L64 199ZM77 201H76V202H77ZM91 201H92V200H91ZM100 201H99V202H100ZM107 201H108V200H107ZM134 201H135V200H134ZM134 201H133L132 203H135V202L138 203V202H139V201H138V202H137V201L134 202ZM177 201H178V200H177ZM207 201H208V200H207ZM238 201H239V200H238ZM241 201H242V200H241ZM258 201L261 202V201H264V200L259 199ZM5 202H6V201H5ZM31 202H32V201H31ZM42 202H44V201H42ZM53 202H55V201H53ZM70 202H71V200H70ZM73 202H74V201H73ZM181 202H182V201H181ZM183 202H184V201H183ZM226 202H228V200H227ZM229 202H230V201H229ZM235 202H236V201H235ZM260 202H257V203L259 204ZM2 203H3V202H1V205H2ZM56 203H58V202H56ZM64 203H65V202H64ZM81 203H82V201H81ZM100 203H102V201H101ZM115 203H116V202H115ZM127 203H126V205H127ZM129 203H131V201H129ZM136 203H135V204H136ZM165 203H166V202H165ZM170 203H171V200H170ZM184 203H185V202H184ZM184 203H183V204H184ZM212 203H213V202H212ZM223 203H224V202H223ZM236 203H238V202H236ZM253 203L256 204V202H253ZM3 204H4V203H3ZM5 204H6V203H5ZM8 204H9V203H8ZM8 204H7V205H8ZM15 204H17V202H16ZM31 204H32V203H31ZM42 204H43V203H42ZM59 204H60V203H59ZM62 204H63V201H62ZM62 204H61V206H62ZM77 204H79V203H77ZM77 204H74V205H77ZM85 204H86V202H85ZM89 204H90V203H89ZM92 204H94V202H93ZM92 204H90V206H91ZM95 204H96V201H95ZM98 204H99V203H98ZM102 204H103V203H102ZM107 204H108V202H107ZM107 204H106V205H107ZM153 204H154V203H153ZM172 204H173V203H172ZM181 204H182V203H181ZM185 204H186V203H185ZM207 204H208V203H207ZM216 204H217V203H216ZM220 204H221V203H220ZM225 204H226V203H225ZM261 204H262V202H261ZM261 204H259V205H261ZM263 204H264V202H263ZM7 205H6V206H7ZM18 205H19V204H18ZM34 205H35V204H34ZM37 205H38V204H37ZM51 205H52V204H51ZM65 205H66V204H65ZM96 205H97V204H96ZM100 205H101V204H100ZM100 205H99V207H100ZM104 205H105V204H104ZM109 205H110V204H109ZM121 205H122V204H121ZM130 205H132V204H130ZM133 205H134V204H133ZM143 205H145V204H144V200L141 201V202L139 203V206H140V207H141V206L143 207ZM160 205H162V204H160ZM221 205H222V204H221ZM226 205H228V204H226ZM229 205H230V204H229ZM231 205H232V204H231ZM234 205H235V204H234ZM244 205H246V203H245ZM244 205H243V207H245ZM251 205H252V204H251ZM259 205H257V209H258V210H259V207H258ZM6 206H5V207H6ZM63 206H64V204H63ZM63 206H62V207H63ZM67 206H68V205H67ZM67 206H66L65 208H67ZM79 206H80V205H79ZM88 206H89V205H88V202H87L86 207H88ZM92 206H93V205H92ZM101 206H102V205H101ZM137 206H138V205H137ZM139 206H138V207H139ZM148 206H149V205H148ZM164 206H165V205H164ZM169 206H170V205H166L165 208H163V210H165L166 207H169ZM207 206L210 208L209 205H207ZM236 206H237V205H236ZM241 206H242V205H241ZM248 206H249V205H248ZM248 206H247V208H248ZM261 206L263 207V205H261ZM16 207H17V209H18L19 206H16ZM22 207H23V206H22ZM32 207H33V206H32ZM50 207H51V206H50ZM62 207H60V208H62ZM72 207H73V205H72ZM84 207H85V206H84ZM94 207H95V206H94ZM94 207H93V208H94ZM97 207H98V205H97ZM103 207H104V206H103ZM105 207H106V206H105ZM105 207H104V209L107 208V207H106V208H105ZM142 207H141V208H142ZM160 207H161V206H160ZM160 207H159V208H160ZM196 207L198 208V207H200V206L197 205ZM221 207H223V206H221ZM233 207H234V206H233ZM233 207H232V209H234V211H235V208H233ZM239 207H240V206H239ZM249 207H250V206H249ZM253 207H254V206H253ZM7 208H8V207H7ZM20 208H21V207H20ZM52 208H53V207H51V209H52ZM65 208H64V209H65ZM70 208H71V207H70ZM82 208H83V206H82ZM91 208H92V207H91ZM93 208H92V210L94 211ZM95 208H96V207H95ZM101 208H102V207H101ZM110 208H111V207H110ZM120 208H121V207H120ZM128 208H129V207H127V209H128ZM151 208H152V206H151ZM157 208H158V206H157ZM193 208H194V207H193ZM218 208H219V210L222 209V208L220 209V207H218ZM237 208H238V207H237ZM245 208H246V207H245ZM245 208H244V209H245ZM260 208H261V207H260ZM1 209H2V208H1ZM44 209H45V208H44ZM56 209H58V208H56ZM72 209L74 210V207H73ZM83 209H84V208H83ZM85 209H86V208H85ZM102 209H103V208H102ZM129 209H130V208H129ZM132 209H133V208H132ZM195 209H196V208H195ZM214 209L217 210L216 208H214ZM214 209H213V210H214ZM240 209H241V208H240ZM249 209H250V208L245 209V210H249ZM252 209L254 210V208H251L250 210H252ZM257 209H256L255 211L251 212V213L253 214L254 212L257 211ZM263 209H264V208H263ZM4 210H5V209H4ZM33 210H34V209H33ZM33 210H32V211H33ZM40 210H42V208H40ZM46 210H47V209H46ZM46 210H45V211H46ZM52 210H53V209H52ZM54 210H55V208H54ZM54 210H53V212H54ZM58 210H59V209H58ZM73 210H72V211H73ZM86 210H87V209H86ZM92 210H91V211H92ZM95 210H96V209H95ZM106 210H108V208H107ZM109 210H111V209H109ZM109 210H108V211H109ZM117 210H119V209H117ZM122 210H123V209H122ZM158 210H159V209H158ZM205 210H206V209H205ZM237 210H238V209H237ZM242 210H243V209H242ZM15 211H17V210H15ZM23 211H25V210H23ZM45 211H44V214H45ZM70 211H71V210H70ZM70 211H69V212H70ZM75 211H76V210H75ZM80 211H81V210H80ZM87 211H88V210H87ZM97 211H102V210H97ZM103 211H104V210H103ZM103 211H102V212H103ZM125 211H126V210H125ZM127 211H128V210H127ZM130 211H131V210H129V213H130ZM140 211H141V210H140ZM160 211H162V210H160ZM168 211H169V210H168ZM197 211H198V210H197ZM201 211H202V210H201ZM208 211H209V210H208ZM208 211H206V212H208ZM222 211H223V210H222ZM238 211H239V210H238ZM9 212H10V211H9ZM9 212H8V213H9ZM12 212H14V211H12ZM12 212H11V213H12ZM37 212H38V211H37ZM55 212H56V211H55ZM57 212H58V211H57ZM60 212H61V211H60ZM63 212H64V211H62L61 213H63ZM66 212H67V211H66ZM105 212H106V211H105ZM109 212H110V211H109ZM123 212H124V211H123ZM147 212H150V211H147ZM156 212H157V209H156ZM162 212H163V211H162ZM162 212H160V213H162ZM170 212H171V211H170ZM194 212H195V210H194ZM223 212H224V211H223ZM236 212H237V211H236ZM243 212H244V211H243ZM243 212H239V214H240V213H243ZM258 212H260L259 214H261V211H258ZM258 212H257V214H258ZM3 213H4V212H3ZM23 213H24V212H23ZM25 213H26V212H25ZM80 213H81V212H80ZM80 213H79V214H80ZM86 213H88V212H86ZM93 213H94V212H93ZM93 213H92V215H93ZM97 213H98V212H97ZM97 213H96V215H97ZM124 213H125V212H124ZM160 213H159V215H156V218H157V216L159 217V216L161 215ZM219 213H221V212L219 211L218 214H219ZM224 213H225V212H224ZM245 213H246V212H245ZM248 213H249V212H248ZM248 213H246V214H248ZM262 213H263V212H262ZM12 214H17V213H12ZM19 214L21 215V213H19ZM32 214H33V213H32ZM35 214H36V213H35ZM40 214H41V213H40ZM40 214H39V215H40ZM47 214H48V213H47ZM51 214H52V213H51ZM56 214H57V213H56ZM58 214H59V213H58ZM81 214H82V213H81ZM81 214H80V215H81ZM107 214H109V213H106V216H107V217H108L109 215L111 216V214H109V215H107ZM137 214H138V213H137ZM137 214H136V215H137ZM149 214H150V213H149ZM162 214L164 215V212H163ZM169 214H170V213H169ZM198 214H199V213H198ZM215 214H216V213H215ZM218 214H217V215H218ZM222 214H223V213H222ZM233 214H235V213H233ZM239 214H238V215H239ZM252 214H250V216H251ZM1 215H2V214H1ZM26 215H29V213L26 214ZM30 215H31V213H30ZM30 215H29V216H30ZM33 215H34V214H33ZM36 215H37V214H36ZM45 215H46V214H45ZM59 215H62V214H59ZM59 215H58V216H59ZM73 215H74V214H73ZM84 215H85V214H84ZM90 215H91V214H90ZM90 215H87V216L91 217ZM96 215H95V217H96ZM103 215H104V214H103ZM121 215H122V214H121ZM151 215L153 216V214H151ZM166 215H167V214H165V216H166ZM220 215H221V214H220ZM220 215H218V216L220 217ZM224 215H225V214H223V217H224ZM235 215H237V214H235ZM253 215H255V216L257 217L256 213L253 214ZM23 216H24V214L22 215V219L25 217V216H24V217H23ZM29 216H26V218H29ZM37 216H38V215H37ZM54 216H55V217H54ZM54 216L52 217V216L50 215V217H52V218L55 219L57 215L54 214ZM58 216H57V217H58ZM62 216H63V215H62ZM82 216H83V215H82ZM93 216H94V215H93ZM93 216H92V219H93ZM98 216H99V213H98ZM106 216L104 217V220H105ZM110 216H109V217H110ZM233 216H234V215H233ZM246 216H247V215H246ZM255 216H254V218H255ZM2 217H3V216H2ZM18 217L20 218L19 215L17 216V218H18ZM59 217H60V216H59ZM63 217H64V216H63ZM131 217H132V216H131ZM141 217H142V216H141ZM145 217H146V216H144V218H145ZM182 217H183V216H182ZM185 217H187V216H184V218H185ZM223 217H222V218H223ZM236 217H239V216H236ZM262 217H263V215H262L260 218L262 219ZM33 218H34V217H33ZM64 218L67 219L66 217H64ZM70 218H71V217H70ZM87 218H88V217H87ZM101 218H103V216H102ZM128 218H129V217H128ZM136 218H137V217H136ZM136 218H135V219H136ZM147 218H148V217H147ZM150 218H151V217H150ZM170 218H171V217H170ZM170 218L167 219V220H170ZM222 218H221V219H222ZM224 218H226V217H224ZM234 218H235V216H234ZM244 218H245V216L243 217V220H244ZM260 218H258V219H260ZM7 219H9V218L7 217ZM20 219H21V218H20ZM20 219H19V221H20ZM31 219H32V216H31ZM35 219H36V217H35ZM37 219H38V218H37ZM57 219H58V218H57ZM57 219H55L54 221H56ZM60 219H61V218H60ZM73 219H74V218H73ZM90 219H91V218H90ZM99 219H100V218H98V220H99ZM120 219H121V216H120ZM125 219H126V217H125ZM153 219H154V218H153ZM165 219H166V218H165ZM171 219H172V218H171ZM180 219H181V218H180ZM180 219H179V221H180ZM182 219H183V218H182ZM230 219H231V218H230ZM238 219H239V218H238ZM238 219H237V221H238ZM245 219H246V218H245ZM255 219H256V218H255ZM261 219H260V221H261ZM13 220H14V219H13ZM17 220H18V219H17ZM24 220H25V219H24ZM24 220H23V221H24ZM28 220H30V219H28ZM33 220H34V219H33ZM50 220H51V219H50ZM67 220H68V219H67ZM75 220H76V219H75ZM77 220H80L79 217H78ZM77 220H76V221H77ZM94 220H97V219L95 218ZM94 220H91V222L94 221ZM101 220H102V219H101ZM101 220H100V221H101ZM109 220H110V219H109ZM123 220H124V219H123ZM137 220H138V219H137ZM147 220H149V219H147ZM147 220H146V221H147ZM156 220H158V219H156ZM159 220H161V219H159ZM159 220H158V221H159ZM195 220H196V219H195ZM195 220H194V221H195ZM233 220H234V219H233ZM9 221H10V220H9ZM31 221H32V220H31ZM37 221H39V220H37ZM57 221H58V220H57ZM59 221H60V220H59ZM59 221H58V222H59ZM70 221H71V220H70ZM70 221H68V222H69L70 224H72L71 222H73V221H71V222H70ZM84 221H86V219H85ZM184 221H185V220H184ZM192 221H193V220H192ZM198 221H199V220H198ZM230 221H231V220H230ZM237 221H236V222H237ZM239 221H240V220H239ZM239 221H238V222H239ZM247 221H248V220H247ZM247 221H244V222H247ZM256 221H257V220H256ZM0 222L3 223L4 221L2 220V221H0ZM6 222H7V221H6ZM6 222H5V223H6ZM25 222H26V221H25ZM25 222H24V223H25ZM34 222H35V221H34ZM34 222H32V224H34ZM65 222H66V220H64V223H65ZM97 222H98V221H97ZM108 222H109V224H110V221H108ZM144 222H145V221H144ZM150 222H151V221H150ZM160 222H161V221H160ZM177 222H178V220H177ZM222 222H223V221H222ZM241 222H242V220L240 221V223H241ZM244 222H243V223H244ZM252 222H253V221H252ZM254 222H255V220H254ZM5 223H4V225H5ZM10 223H11V222H10ZM17 223H18V222H17ZM19 223H21V222H19ZM19 223H18V224H19ZM24 223H22V224H24ZM28 223H30V222H27V224H28ZM62 223H63V222H61L60 224H62ZM66 223H67V222H66ZM114 223H116V221H115ZM119 223H120V221H119ZM123 223H125V222H123ZM123 223H121L120 226H122ZM194 223H196V222H194ZM197 223H198V222H197ZM233 223L235 224V222H233ZM248 223H250V222H248ZM257 223H259V222H256V224H257ZM35 224H37V223H35ZM70 224H69V225H70ZM73 224H74V223H73ZM103 224H106V222H103ZM111 224H112V223H111ZM117 224H118V223H117ZM117 224H115V225H117ZM134 224H136V223H134ZM181 224H182V223H181ZM198 224H199V223H198ZM234 224H233V225H234ZM250 224L253 225L254 223H250ZM256 224L254 225V227H255V226H258V225H256ZM260 224H261V222H260ZM260 224H259V225H260ZM263 224H264V222H263ZM2 225H3V224H2ZM6 225H7V224H6ZM15 225H16V223L14 224V226H15ZM19 225H20V224H19ZM30 225H31V224H30ZM37 225H39V224H37ZM67 225H68V223H67ZM69 225H68V226H69ZM74 225H75V224H74ZM76 225H78V224H76ZM80 225H81V223H80ZM80 225H79V227H80ZM94 225H95V224H94ZM236 225H238V224L236 223ZM236 225H235V226H236ZM242 225H243V224H242ZM242 225H241V226H242ZM244 225H247V223H245ZM10 226H11V225H10ZM17 226H18V225H17ZM43 226H44V225H43ZM49 226H50V225H49ZM68 226H67V228H71V227H72V225H70L71 227H68ZM107 226H108V225H107ZM118 226H119V225H118ZM123 226H124V224H123ZM134 226H135V225H134ZM199 226H203V227H205L203 224H201V225L199 224ZM231 226H232V225H231ZM241 226H240V228H242ZM260 226H263V225H260ZM6 227H7V226H6ZM20 227H22V225H21ZM25 227H26V225H25ZM27 227H28V225H27ZM31 227H32V226H31ZM33 227H34V226H33ZM37 227H39V226H37ZM44 227H46V226H44ZM44 227H42V228L44 229ZM61 227H62V226H61ZM73 227H74V226H73ZM73 227H72V229H73ZM83 227H85V225H83L82 228H83ZM101 227H102V226H101ZM124 227H125V229H126L127 226H124ZM189 227H190V226H189ZM238 227H239V225H238ZM251 227H252V226H251ZM254 227H252L251 229L253 230ZM258 227H259V226H258ZM1 228H2V227H1ZM11 228H12V227H11ZM17 228H18V229H15V230H19V227H17ZM57 228H58V227H57ZM65 228H66V227H65ZM67 228H66V229H67ZM76 228H78V226H76ZM103 228H104V227H103ZM116 228H117V227H116ZM120 228H121V227H120ZM122 228H123V227H122ZM164 228H166V226H164ZM185 228H186V227H185ZM235 228H237V226H236ZM243 228H245V226H244ZM246 228H247V227H246ZM249 228H250V225H249ZM20 229H24V228H20ZM28 229H30V228L28 227ZM28 229H26V230H28ZM43 229H42V230H43ZM46 229H47V228H46ZM51 229H53V228H51ZM78 229H79V228H78ZM80 229H81V228H80ZM80 229H79V231H80ZM111 229H112V228H111ZM125 229H123V230L125 231ZM127 229H130V228H127ZM152 229H153V228H152ZM167 229H168V228H167ZM183 229H184V228H183ZM257 229H258V228H257ZM260 229H261V227H260ZM260 229H259V230H260ZM5 230H6V229H4V232H5ZM7 230H8V228H7ZM7 230H6V233H5V234H7V232H8ZM54 230H56V228H55ZM64 230H65V229H64ZM73 230H74V229H73ZM73 230H72V231H73ZM101 230H102V229H101ZM121 230H122V229H121ZM136 230H138V229H136ZM136 230H135V231H136ZM173 230H174V228H173ZM245 230H246V229H245ZM249 230H250V229H249ZM249 230H248V231H249ZM252 230H251V231H252ZM254 230H255V229H254ZM23 231H24V230H23ZM45 231H47V230H45ZM49 231L51 232L50 228H49ZM49 231H47L46 234H47ZM81 231H82V230H81ZM81 231H80V233H79V232H76V231H73V232H76L78 235H80V234L82 233ZM95 231H96V230H95ZM99 231H100V230H99ZM99 231H98V232H99ZM119 231H120V230H119ZM135 231H133V232H135ZM145 231H146V230H145ZM237 231H238V230H237ZM241 231L243 232L244 230L241 229ZM241 231H240V232H241ZM248 231H247V232H243V233H245V234L248 235ZM251 231H249V232H251ZM28 232H30V231L28 230ZM34 232H35V231H34ZM53 232H55V231H53ZM53 232H51V233H53ZM65 232H66V230H65ZM67 232H68V231H67ZM104 232H105V231H104ZM107 232H109V231H107ZM120 232H121V231H120ZM122 232H123V231H122ZM137 232H138V231H137ZM152 232H153V230H152ZM154 232H156V231H154ZM165 232H166V231H165ZM194 232H196V230H195ZM224 232H225V231H224ZM242 232H241V233H242ZM12 233L14 234L13 231H12ZM16 233H17V231H16ZM16 233H15V234H16ZM21 233H22V232H21ZM21 233H20V234H21ZM25 233L27 234V232H25ZM40 233H42V235H44L45 232H44V231H43V232L40 231ZM40 233H39V234H40ZM51 233H49V234H48L49 236H48V235H47V236H48V237H51V235H54V234H55V233H54V234H51ZM56 233H57V232H56ZM83 233L85 234L86 232L83 231ZM87 233H88V231H87ZM91 233H92V232H91ZM102 233H103V230H102ZM124 233H125V232H124ZM147 233H148V232H147ZM156 233H157V232H156ZM189 233H191V232H189ZM189 233H188V235H189ZM258 233H259V231H258ZM15 234H14V235H15ZM17 234H19V233H17ZM31 234H32V233H31ZM46 234H45V235H46ZM50 234H51V235H50ZM59 234H60V233H59ZM59 234H58V235H59ZM77 234H76V235H77ZM104 234H105V233H104ZM113 234H114V233H113ZM115 234H117V232H115ZM128 234H129V232H128ZM130 234H131V232H130ZM132 234H134V233H132ZM157 234H158V233H157ZM157 234H156V235H157ZM161 234H163V233H161ZM166 234H167V233H166ZM170 234H171V233H170ZM193 234H194V233H193ZM193 234H192V235H193ZM216 234H217V233H216ZM239 234H240V233H239ZM239 234H238V235L236 234V235H237L238 237H240L241 234H240V235H239ZM250 234H251V233H250ZM254 234H255V233H254ZM0 235L3 236V233L0 234ZM27 235H30V234H27ZM34 235L37 236V234H33V235H30V236H31L30 238L32 239ZM45 235H44V237H45ZM58 235H57V238L59 237ZM67 235H68V234H67ZM90 235H92V236H90ZM90 235H89L90 238H91V237L93 238V237L95 236V235L93 236V234H90ZM120 235H121V236H120ZM120 235H118V238L116 237V239H119V236L122 237V234H120ZM124 235H125V234H124ZM124 235H123V236H124ZM138 235H139V233H138ZM141 235H142V234H141ZM152 235H153V234H152ZM158 235H159V234H158ZM167 235H168V234H167ZM167 235H166V236H167ZM183 235L186 237L187 233L185 232ZM204 235H205V234H204ZM204 235H203V236H204ZM210 235H211V234H210ZM218 235H219V234H218ZM218 235H217V236L215 235L214 237H218ZM243 235H244V234H242V236H243ZM2 236H1V237H2ZM15 236H16V235H15ZM20 236H21V235H20ZM40 236H41V234L39 235V237H40ZM54 236L56 237V235H54ZM85 236H86V234H85ZM101 236H102V237H101ZM101 236H100V237L103 238L104 235L102 234ZM112 236H113V235H112ZM114 236H115V235H114ZM116 236H117V235H116ZM125 236H126V235H125ZM127 236H128V235H127ZM127 236H126V239H127ZM133 236H134V235H133ZM135 236H136V235H135ZM148 236H149V235H148ZM148 236H147V237H148ZM170 236H171V235H170ZM170 236H169V237H170ZM184 236H183V237H184ZM201 236H202V235H201ZM203 236H202V237H203ZM211 236H212V235H211ZM232 236H233V235H232ZM242 236H241V237H242ZM17 237H18V236H17ZM17 237H16V239H17ZM52 237H53V236H52ZM52 237H51V238H52ZM67 237H68V236H67ZM81 237H82V236H81ZM81 237H80V238H81ZM83 237H84V236H83ZM100 237H98V238H100ZM104 237H105V236H104ZM108 237H109V236H108ZM129 237H130V236H129ZM139 237H140V236H139ZM143 237L145 238V236H143ZM147 237H146V238H147ZM152 237H153V236H152ZM152 237H151V238H152ZM163 237H164V235L162 236V239H165V237H164V238H163ZM197 237H198V236H197ZM209 237H210V236H209ZM214 237H213V238H214ZM22 238H23V237H22ZM25 238H26V236H25ZM30 238H29V240H30ZM37 238H38V237H37ZM45 238H47V237H45ZM45 238H44V239H45ZM80 238H78V239H80ZM84 238H85V237H84ZM92 238H91V239H92ZM109 238H110V237H109ZM112 238H114V237H112ZM122 238H123V237H122ZM124 238H125V237H124ZM135 238H138V237L136 236ZM157 238H158V237L156 236V241H157ZM160 238H161V237H160ZM167 238H168V237H167ZM167 238H166V241L169 240V238H168V239H167ZM170 238H171V237H170ZM179 238H180V237H179ZM187 238H188V237H187ZM193 238H194V237L191 236V239H192V240H193ZM204 238H205V237H204ZM243 238H244V237H242V239H241V238H239V239H241L242 242H243V240H244ZM254 238H257V237H254ZM254 238H253V239H254ZM259 238H260V237H259ZM261 238H263V236H262ZM26 239H27V238H26ZM40 239H42V238L40 237ZM55 239H56V238H55ZM70 239H71V238H70ZM81 239H82V238H81ZM86 239H88L87 236H86ZM94 239H95V237H94ZM105 239H106V238H105ZM110 239H111V238H110ZM132 239H134V238H132ZM152 239L155 240L154 238H152ZM158 239H159V238H158ZM191 239H189V240H191ZM197 239H198V238H197ZM199 239H200V238H199ZM219 239H220V238H219ZM245 239H246V238H245ZM251 239H252V237H251ZM3 240H4V239H3ZM19 240H20V239H19ZM37 240H38V239H37ZM46 240H47V239H46ZM88 240H89V239H88ZM92 240H93V239H92ZM101 240H102V239H101ZM103 240H104V239H103ZM106 240H107V239H106ZM113 240H114V239H113ZM113 240H112V241H113ZM127 240H128V239H127ZM140 240H141V238H140ZM179 240L182 241V239H179ZM179 240H176V241H179ZM183 240H184V239H183ZM186 240H187V239H185V241H186ZM203 240H204V239H203ZM203 240H202V241H203ZM207 240H208V239H206V242H207ZM211 240L213 241V240H215V238H214V239H211ZM236 240H238V239L235 238V241H236ZM263 240H264V238H263ZM263 240H262V241H263ZM15 241H16V240H15ZM17 241H18V239H17ZM17 241H16V242H17ZM20 241H21V240H20ZM22 241H23V240H22ZM26 241H27V240H26ZM41 241H43V240H41ZM52 241H53V240H52ZM57 241H58V240H57ZM59 241H61V240H59ZM94 241H96V240H94ZM104 241H105V240H104ZM104 241H103V242H104ZM129 241H130V240H129ZM129 241H128V242H129ZM145 241H146V240H145ZM164 241H165V240H164ZM172 241H173V238H172ZM209 241H210V240H209ZM230 241H231V239H230ZM232 241H233V240H232ZM232 241H231V242H232ZM235 241H233V242H235ZM248 241H249V240H248ZM18 242H19V241H18ZM23 242H24V241H23ZM35 242H36V240H35ZM37 242L39 243L40 240L37 241ZM44 242H45V243H44V245H45V244H47L48 241H44ZM54 242H55V241H54ZM88 242H89V241H88ZM101 242H102V241H101ZM101 242H100V244L103 243V242H102V243H101ZM110 242H111V241H110ZM113 242L115 243V241H113ZM132 242H133V241H132ZM140 242H141V241H140ZM154 242H155V241H154ZM168 242H169V241H168ZM173 242H174V241H173ZM182 242H183V241H182ZM189 242L192 243L193 241H188V243H189ZM215 242H217V241H215ZM218 242H220V241H218ZM223 242H224V241H223ZM233 242H232V243H233ZM0 243H1V242H0ZM19 243H20V242H19ZM24 243H25V242H24ZM68 243H69V242H68ZM77 243H78V244H82V245H80V246H82V248L84 247V249H86L85 246H83V245H84L83 242H82V243H81V242H80V243L77 242ZM84 243H85V242H84ZM114 243H113V244H114ZM169 243H170V242H169ZM171 243H172V242H171ZM171 243H170L169 245H171ZM175 243H176V242H175ZM188 243L185 242L184 244L188 245ZM209 243H210V242H209ZM229 243H230V242H229ZM247 243H248V242H247ZM263 243H264V242H262V244H263ZM13 244H14V243H13ZM17 244H18V243H17ZM26 244H27V243H26ZM26 244H25V245H26ZM41 244H42V242H40V244H38V245H39V248H40V245H41ZM50 244H52V243H50ZM57 244H58V243H57ZM69 244H71V241H70ZM69 244H68V245H69ZM75 244H76V243H75ZM78 244H77V245H78ZM88 244H89V243H88ZM94 244H95V243H94ZM94 244H93V245H94ZM97 244H98V242H97ZM100 244H99V245H100ZM104 244H106V243H104ZM107 244H108V245L110 244V243H109V240H108V243H107ZM117 244H118V243H117ZM117 244H116V245H117ZM124 244H125V243H124ZM127 244H128V243H127ZM173 244H174V243H173ZM173 244H172V245H173ZM192 244H193V243H192ZM192 244H191V245H192ZM199 244H202V243H199ZM214 244L216 245V243H214ZM238 244H239V243H238ZM238 244H237V245H238ZM255 244H256V242H255ZM262 244H261V245H262ZM11 245H12V244H11ZM19 245H20V244H19ZM22 245H23L24 247H26L23 243H22ZM35 245H36V244H35ZM48 245H49V243H48ZM48 245H46V246L48 247ZM59 245H60V244H59ZM71 245H72V244H71ZM95 245H96V244H95ZM111 245H112V244H111ZM116 245H115V246H116ZM148 245H149V244H148ZM169 245H168V246H169ZM186 245H181V246H182V247H183V246L186 247ZM191 245H189V247H190ZM194 245H195V247H196V244H194ZM261 245L259 244V246H261ZM12 246H13V245H12ZM27 246H28V245H27ZM31 246H32V245H31ZM33 246H34V245H33ZM46 246H45V247L43 246L44 249H42V252L47 248ZM50 246H51V245H50ZM53 246H54V245H53ZM87 246H88V245H87ZM102 246H103V245H102ZM115 246H113V247H115ZM122 246L124 247V245H122ZM122 246H120V249H121ZM130 246H131V245H130ZM259 246H258V248H259ZM7 247H8V246H7ZM34 247H35V246H34ZM56 247H57V246H55V249H54V250H56ZM90 247H94V246H91V245H90ZM90 247H89V248H90ZM106 247H108V246L106 245ZM106 247H105V248H106ZM109 247H110V245H109ZM111 247H112V246H111ZM113 247H112L111 249H113ZM116 247H117V246H116ZM132 247H133V246H132ZM158 247H159V248L161 247L160 243H159V246H158ZM173 247H174V246H173ZM176 247H177V246H176ZM193 247H194V246H193ZM193 247H192V248H193ZM209 247H210V246H209ZM211 247H212V246H211ZM254 247H256V246H254ZM261 247H264V244H263V246H261ZM261 247H260V248H261ZM1 248H2V247H1ZM29 248H30V247H29ZM35 248H36V247H35ZM52 248H54V247H52ZM73 248H75V247H73ZM94 248H95V247H94ZM177 248H178V247H177ZM187 248H188V247H187ZM192 248H191V249H192ZM200 248H202V247H201V246H200V247L198 246V248L195 249V250L198 251ZM251 248L253 249V244H252ZM6 249H8V248H6ZM31 249H32V248H31ZM31 249H30V251H34V250H31ZM48 249H49V248H48ZM58 249H59V246H58ZM58 249H57V250H58ZM61 249H62V248H61ZM71 249H72V248H71ZM71 249H70V250H71ZM98 249H99V248H98ZM135 249H136V248H135ZM141 249H142V247H141ZM165 249H166V248H165ZM188 249L191 250L190 248H188ZM255 249H257V248H255ZM262 249H263V248H261L260 251H261ZM13 250H14V249H13ZM27 250H29L28 247H27ZM35 250H36V249H35ZM50 250H51V247H50ZM50 250H49L48 254H50V252H51ZM65 250H66V249H65ZM67 250H68V249H67ZM70 250H69V251H70ZM75 250H76V248H75ZM108 250L110 251V249H108ZM113 250H114V249H113ZM113 250H111V251L113 252ZM117 250H119V249L116 248V251H117ZM121 250H122V249H121ZM125 250H126V249H125ZM133 250H134V249H133ZM133 250H132V251H133ZM143 250H144V249H143ZM155 250H156V249H155ZM172 250H177V249H174V248H173ZM192 250H194V248H193ZM202 250H203V249H200V251H202ZM250 250H251V249H250ZM19 251H20V250H19ZM19 251H18V252H19ZM46 251H48V250L46 249ZM46 251H45V252H46ZM58 251H60V250H58ZM58 251H56V252L58 253ZM69 251H67V252H69ZM72 251H73V250H72ZM72 251H71V253H72ZM88 251H89V250H88ZM90 251H91V250H90ZM93 251H95V250H93ZM106 251H107V250H106ZM109 251H107V252H109ZM111 251H110V252H111ZM119 251H120V250H119ZM132 251H131L130 253H132V254L135 253V252H132ZM134 251H136V250H134ZM144 251H145V250H144ZM159 251H161V250L159 249ZM197 251H196V252H197ZM252 251H253V250H252ZM16 252H17V251H16ZM28 252H29V251H28ZM28 252H27V253H28ZM35 252H37V251H35ZM35 252H32V253H35ZM40 252H41V250H40ZM54 252H55V251H54ZM54 252H53V253H54ZM60 252H61V251H60ZM74 252H75V251H74ZM77 252H78V251H77ZM96 252H97V249H96ZM100 252H101V251H100ZM117 252H118V251H117ZM123 252H124V251H123ZM123 252H121V253H123ZM127 252H129V251L126 250V253H127ZM154 252L156 253V251H154ZM163 252H164V251H163ZM165 252H166V251H165ZM169 252H170V251H169ZM184 252H185V251H184ZM202 252H203V251H202ZM228 252H229V251H228ZM233 252H235V250H234ZM236 252H237V251H236ZM253 252H257V250H255V251H253ZM258 252H259V250H258ZM261 252H262V251H261ZM261 252H259V253H261ZM2 253H3V252H2ZM14 253H15V250H14ZM30 253H31V252H30ZM37 253H38V252H37ZM37 253H36V254H37ZM71 253H69V254H71ZM130 253H129V254H130ZM136 253H137V252H136ZM149 253H150V250H149ZM186 253H187V251H186ZM188 253H189V251H188ZM200 253H201V252H200ZM219 253H220V252H219ZM222 253H223V252H222ZM262 253H264V252H262ZM262 253H261V255H262ZM36 254H33V255L36 256ZM40 254H42V253H39V255H40ZM60 254H61V253H60ZM69 254H68V256H73V254H72V255H69ZM98 254H99V253H98ZM101 254H102V253H101ZM112 254H113V253H112ZM119 254H120V253H119ZM140 254H141V252H140ZM140 254H139V255H140ZM146 254H147V253H145V255H146ZM167 254H169V253H167ZM204 254H206V253H204ZM220 254H221V253H220ZM231 254H233V253L231 252ZM231 254H230V255H231ZM242 254H244V253H242ZM247 254H249V251H248ZM1 255H2V254H1ZM6 255H7V254H6ZM28 255H29V254H28ZM43 255H45V254H43ZM43 255H42L41 258H44ZM54 255H55V254H54ZM96 255H97V254H96ZM96 255H95V256H96ZM120 255H124V254H120ZM142 255H143V254H142ZM148 255H149V254H148ZM165 255H166V254H165ZM225 255H226V254H224L223 256H225ZM230 255H229V256H230ZM255 255H256V254L254 253V256H255ZM258 255L260 256V254H258ZM51 256H53V255H51V254H50V256L48 255V257H50L51 260H54V258L51 257ZM55 256H56V255H55ZM55 256H54V257H55ZM63 256L66 257V255H64V252H63ZM63 256H62V258H65V257H63ZM78 256H79V255H78ZM90 256H92V255L90 254ZM93 256H94V255H93ZM107 256H109V255H107ZM124 256H125V255H124ZM168 256H169V255H168ZM206 256L208 257V255H206ZM227 256H228V255H227ZM232 256H233V255H232ZM238 256H239V255H238ZM245 256H247V255H245ZM254 256H251V258L253 259ZM256 256H257V255H256ZM256 256H255V257H256ZM88 257H89V254H88ZM97 257H98V256H97ZM109 257H110V256H109ZM117 257H118V256H117ZM125 257H127V256H125ZM125 257H124V258H125ZM162 257H163V256H162ZM173 257H174V256H173ZM186 257H187V256H186ZM216 257H217V256H216ZM218 257H219V256H218ZM262 257H264V256H262ZM27 258H29V257H27ZM27 258H26V259H27ZM30 258H32V257L30 256ZM52 258H53V259H52ZM57 258L60 259L61 257H60V256H59V257L57 256ZM75 258H76V257H75ZM83 258H84V257H83ZM83 258H82V259H83ZM92 258H93L92 262L95 261V260H94L95 258H94V257H92ZM107 258H108V257H107ZM118 258H119V257H118ZM118 258H116V260H117ZM127 258H128V257H127ZM140 258H142V257H140ZM177 258H179V257H177ZM200 258H201V257H200ZM204 258H206V257H204ZM227 258H228V257H227ZM229 258H230V257H229ZM246 258H247V257H246ZM256 258H257V257H256ZM14 259H15V258H14ZM35 259H36V258H35ZM46 259H47V258H46ZM46 259H45V260H46ZM55 259H56V258H55ZM67 259H69V257H67ZM67 259H66V260H67ZM73 259H74V258H73ZM80 259H81V258H80ZM82 259H81V260H82ZM100 259H101V258H100ZM110 259H112V258L110 257ZM125 259H126V258H125ZM128 259H129V258H128ZM160 259H161V258H160ZM164 259H167V257L164 258ZM164 259H163V260H164ZM174 259H175V261H176V258H174ZM201 259H202V258H201ZM215 259H216V258H215ZM215 259H214V260H215ZM234 259H235V258H234ZM234 259H233V260H234ZM243 259H244V257H243ZM243 259H241V260H243ZM10 260H11V259H10ZM36 260H38V262L35 261V262H37L38 264L41 262V261L39 262L40 259L38 258V255H37V259H36ZM60 260H61V259H60ZM64 260H65V259H63V262H65ZM70 260H71V259H70ZM76 260H77V259H76ZM86 260H87V259H86ZM86 260H85V261H86ZM97 260H98V259H97ZM116 260H115V263H116ZM145 260H146V257H145ZM186 260H187V259H186ZM208 260H209V259H208ZM246 260H247V259H246ZM254 260H255V258H254ZM254 260H253V261H254ZM256 260H257V259H256ZM263 260H264V259H263ZM263 260H262V262H263ZM3 261H4V258H3V257L0 258V264H1ZM32 261H33V259H32ZM54 261H55V260H54ZM68 261H69V260H68ZM77 261H78V260H77ZM89 261H90V260H89ZM89 261H88V262H89ZM98 261H99V260H98ZM98 261H97V264H98ZM109 261H110V260H109ZM117 261H119V260H117ZM121 261H123V260H121ZM128 261H129V260H128ZM135 261L137 262V259L134 260V262H135ZM139 261H142V260H139ZM148 261H149V259H148ZM155 261H157V260H155ZM167 261H168V260H167ZM187 261H188V260H187ZM187 261H186V262H187ZM202 261H203V260H202ZM223 261H224V260H223ZM227 261H228V260H227ZM227 261H226V262H227ZM236 261H237V259H236ZM249 261H250V260H249ZM42 262H44V259H43ZM45 262H46V261H45ZM45 262H44V263H45ZM49 262H50V261H49ZM60 262L62 263V261H60ZM60 262H59V263H60ZM66 262H67V261H66ZM88 262H87V263H88ZM132 262H133V261H132ZM150 262H151V261H150ZM163 262H166V261H163ZM180 262H181V261H180ZM207 262H208V261H207ZM239 262H240V261H239ZM239 262H237V264H238ZM247 262H248V261H247ZM262 262H261V263H262ZM12 263H13V262H12ZM28 263H29V260H28ZM28 263H27V264H28ZM44 263H43V264H44ZM61 263H60V264H61ZM72 263L75 264L76 262L72 261ZM82 263H84V262H82ZM90 263H91V262H90ZM102 263H103V262H102ZM107 263H108V262H107ZM118 263H119V262H118ZM130 263H131V261H130ZM151 263H153V262H151ZM160 263H161V260H160ZM178 263H179V262H177V264H178ZM183 263H185V262H183ZM183 263H181V264H183ZM215 263H216V262H215ZM223 263H224V262H223ZM223 263H222V264H223ZM249 263H250V262H249ZM261 263H260V264H261ZM47 264H48V263H47ZM65 264H66V263H65ZM68 264H71V263L68 262ZM85 264H86V263H85ZM100 264H101V263H100ZM104 264H105V263H104ZM116 264H117V263H116ZM119 264H120V263H119ZM127 264H128V263H127ZM133 264H134V263H133ZM148 264H150V263L148 262ZM155 264H156V262H155ZM210 264H211V263H210ZM217 264H218V263H217ZM225 264H226V263H225ZM253 264H254V263H253ZM255 264H256V263H255ZM263 264H264V263H263Z\"/></svg>",
	"mask_w": 264,
	"mask_h": 264
}]
</instances>
